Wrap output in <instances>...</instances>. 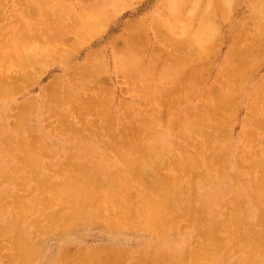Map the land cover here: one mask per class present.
Wrapping results in <instances>:
<instances>
[{"label": "rangeland", "instance_id": "1", "mask_svg": "<svg viewBox=\"0 0 264 264\" xmlns=\"http://www.w3.org/2000/svg\"><path fill=\"white\" fill-rule=\"evenodd\" d=\"M40 1H38V0H25L24 1L23 0V2H22V0H0V3H3V4H0V6H2V8L0 7V17H1L0 18V30H2V31H0V58H2L0 63L3 60V63H1V66H0V77H1V79H4L3 75H5L6 68L8 67L7 64H10L12 66V67L10 66L7 68V73H8V71H9V73H13L9 76L15 75V80L13 78L14 76L12 77V79H11V77L8 76L9 73L6 75V78H7L6 81L0 79V85H1L0 89L5 86V88L7 90L11 91L9 93H7V91H6L5 95H4V91L6 89L3 88L4 91H2V89L0 90V93H1L0 94V118L2 119V120L0 119V133H1L0 134V145H1L0 151L2 152V153L0 152V169H1L0 170V193H1V195H0V198H1V200H0V210H1L0 211V229H2V228L4 229V230H0V243H2V244H0V263L3 262L1 264H9L10 258L12 256L14 257L15 254H16L15 257H17V254H18V256L20 255L19 257L23 260L19 261L18 260L19 257L16 259L13 258V260H14V261L12 260L13 264H21V262H22V264H25V263H27V264H53V263L54 264H60V263L64 264L65 258H66V261L68 262L67 264H69V262H70V264H79L78 260L82 261V260H80L81 258H83V259L88 258L87 259L88 263H86V264H90V263L91 264H102V263L106 264L108 261H109L108 264H132V263L136 264L135 261L136 260L138 261V259H140V258H138L139 256H141V258H143V261H145L147 259H148L147 261H150L149 258L152 257V259H151L152 262H150V264H153L155 262V260L158 259V256H159L158 260H160V264H164V262H166V264L168 262H169L168 264H192L191 260H192V258H194L192 253L195 254L194 252H192V249H194L195 252H198L197 249H199L200 250L199 252H202L204 254L205 250L202 249V245H206V243H208L207 245L209 246V248L214 246L215 241L214 242L212 241L213 244L209 245V243H212L210 241V240H212V238L211 237L208 238L206 234H208V232H211L210 229L215 230V227H216L217 236H219V235H220L219 237L222 236L223 240L220 242L221 239H219V241L217 242L219 244L218 250L216 248L218 245L217 243H215V244H217V245H215V248L214 247L211 248V251H212V249H213V251H215L214 249L217 250L214 253L215 256H211L213 254V251H212V253L210 250H209V252L207 251L206 253L208 255L210 253L211 255H209V256L213 257V258H211L212 260L210 259L209 261H207L206 258L208 259V257H207L208 255L205 256V254H204L205 257L201 259L200 258L201 256H199V254L201 255L202 253H196L195 255H198V261H196V262H198L199 264H225V262H226V264H244L243 260L246 262L247 260L245 258L249 257V259L251 261H252V259L255 260L256 258H258V260H255L256 263L253 260L252 264H264V253H263L264 247H262L263 249H261V247H260V245L262 246L263 242L256 241L254 239V237L248 238L250 241L247 238H242L243 240H241V241L239 240L238 245H237V244H235L237 242L236 239H239L240 237L236 238L234 236V234L232 233V229L234 230V228H235L236 232H239L242 228H240L238 226L239 227V229H238L237 225H234V224H230L231 227L230 228L228 227L229 223H232V218H233L232 216H234L235 213H237V209L240 206L242 209L244 208V210H242L239 207V209H241V213H239V214H240V216H242L244 218L246 225L251 226L252 228H254V230H260L261 231L263 229L262 232L264 234V194H263L264 193V169H262V170L260 169V168H264L263 167V165H264V154H263L264 153V151H263V149H264V118L262 117V116H264V102H262V100H264L263 99L264 98V96H263L264 90L263 89H262L263 91L261 90V88H264L263 87L264 86V76H263L264 75V0H115V2L117 1L116 4H115L114 0H105L106 4H105L104 0H103V2H102V0H100L101 3H99V0H42V3H40ZM43 1H44V3H43ZM48 1H51L50 4L48 3ZM113 2H114V4H113ZM23 3H25V6ZM39 3L42 4L41 6H43V5L46 6V4H47V6L51 5V7H50L51 12L47 11L48 12L47 13L46 11L43 10L44 8L48 9L49 6H48V8L45 6L41 7ZM33 4L35 5L37 10H35L34 7L32 8ZM28 5H30V6H28ZM99 5L101 8L99 7ZM95 6H97V7H95ZM102 6L103 7L105 6L104 7L105 10ZM159 6H161V7L159 8ZM19 7H21V8H19ZM60 7L63 9L65 8V9L63 10ZM163 7L165 8V10ZM16 8H18V9H16ZM55 8H56V10H55ZM102 8H103V10H102ZM162 8H163V10L161 11L160 9H162ZM57 9H59V10H57ZM99 9H101V12ZM158 9L160 12L158 11ZM62 10H63V12H62ZM86 10H87V13H86ZM98 10H99V13H98L99 18H97L98 16H96V21L93 20L91 22V24L93 23L92 25H90V23H86V21L92 20L90 18L94 17L93 15H92L93 16L92 17L91 14L95 13L94 15H96ZM31 11H32V13L34 11L35 12L37 11L38 13H36V14H38V15H36L35 12L33 13L34 15L31 14ZM88 11H91V12H88ZM59 12L61 13V15L63 14L61 19L58 18L60 16ZM29 13H30L31 17H30V15L29 16L27 15ZM80 13H84L83 14L84 17H86V16L88 17V13H89V15H90L89 20L88 19L85 20L86 18L83 19L82 14H80ZM14 14H15V16H14ZM47 14H48V16L50 14L49 19H45V18H47L46 17ZM99 14L102 15V17L104 15H106V16H104L106 20L104 19V17H103L104 20L100 19ZM163 14H165V15H163ZM167 14H169V15H167ZM252 15L254 16V20H253ZM32 16H34V17L38 16L37 17L38 23H37V20L33 21ZM51 17H52V21H53L52 23H51V21L49 22ZM249 17H251L252 19ZM16 18H18V19L21 18V21L17 20ZM140 18H142V19H140ZM162 18H164L165 20ZM42 19H45L46 23H45V20H43L44 24L41 23L40 21ZM97 19L100 20L101 22H104V23H102V25L100 24L101 26H99V23H97V21H98ZM169 19L171 20V22ZM246 19H247V21H246ZM10 20H11V23H10ZM23 20H24V22H23ZM83 20H85V22ZM143 21H144V24H143ZM154 21H157L156 23L160 26V28L162 30V31L157 30V33H158V31L161 32V33H158V35L160 34L161 37L160 36L158 37L157 33L155 32L156 29L154 30V27L157 26V24ZM243 21L245 22V24ZM34 22L37 23L35 25H36V27L38 25V28H36L35 26H34L35 29L33 28V25H31V24ZM79 22L80 23L82 22L80 27H79ZM152 22H154L155 26ZM50 23H51V25H50ZM73 23H74L75 27L72 28L71 26H73V25H71V24H73ZM85 23L88 25L86 26ZM20 24L22 25L23 30L20 27ZM45 24H46V26H47V24H49L50 25L49 27H51V29L45 28L44 27ZM128 24L131 26V28H129L130 31H128V32H131V34L129 35L130 37H131L132 33L133 34L136 33V36L138 34H140L142 37H144V42H145V39H147V35H148V39L150 42L148 43V39H147L146 43L148 46L147 47L145 46L146 50L143 49L146 52L143 51L144 52L143 53L142 51H138L139 50L138 48H134L135 44L137 47L139 46V45H137V43L138 44L142 43L141 46L144 48L145 43H143V41H142L143 38H142V40L140 39V41H138L137 37H134V35H132L131 38H128V36H127V33H128L127 30H129V29H127ZM132 24H133V26H137V25L140 26L142 29H140L139 31H141L142 33H139L137 31L138 27L132 29L133 28ZM66 25H68V26H66ZM96 25H98L99 28ZM242 25H244V27ZM83 26H85L86 28L83 29ZM142 26H144V27H142ZM152 26H154V27H152ZM17 27L21 28V29H18ZM67 27H69L68 28L69 31H68ZM78 27L80 30L77 32L78 33V36H77L75 33H76V30H78L77 29ZM90 27L93 29H91ZM94 27H95V29L97 28L96 31L91 32L92 30L93 31L95 30ZM100 27H101V30L99 33L98 29H100ZM242 27L243 28L246 27V28L244 30H242ZM24 28L28 33L24 31ZM81 28L83 29V32H82ZM71 29H73V30H71ZM143 29L146 32L142 31ZM163 29H165V30H163ZM245 30H247V31H245ZM17 31H19V32H17ZM24 32H25V34H23ZM85 32H86V34H84ZM143 32L146 33V35L143 36ZM10 33H11V35H10ZM66 33H68V34H66ZM91 33H93V35H95V36H93ZM22 34H23V36H22ZM27 34H29L31 37ZM34 34H36L37 38H39V39L35 38L32 40V38L36 37V35H34ZM84 35H85V37H84ZM234 35H236V36L234 37ZM11 36H13V38H11ZM14 36L15 37L21 36L20 39H21V41H23L24 44L20 41V39L18 37L15 38ZM63 36H64V38H62ZM86 36H88V38ZM141 36L138 35V37H141ZM190 36L191 37L194 36V38L193 37L191 38ZM199 36H201L202 39H200ZM117 37H118L119 41L117 40L118 41L117 44L114 45L115 44L114 42H116ZM30 38H31V40H30ZM188 38L194 39V40H192V42H191ZM250 38H251V40H249ZM24 39H25V41H24ZM73 39H76V42L78 40L77 44L73 43V42H75V41H73ZM128 39H130V40H128ZM133 39H136V40H133ZM186 39H188V41H190V43ZM195 39H197V40H195ZM252 39H255V40H252ZM6 40L8 41V43ZM10 40H11V42H10ZM131 41H133V42L130 43ZM17 42L19 45H21L20 48H22V49H19V47L18 48L16 47L18 45ZM26 42H28V43H26ZM121 42H123V45L125 46L124 50L122 48L121 49L119 48V45H120V47H123V46H121ZM198 42H199V44H198ZM248 42H250V43H248ZM253 42L258 45L257 47L255 46L256 48L254 47L256 50H258L257 52L255 50V52L257 54L254 51H252L254 49L253 48L254 44L251 45ZM48 43L51 44L50 47H48L50 45ZM236 43H239V45H241V44L243 45V46L241 45V47L239 46L240 49H242V50H240L238 48V50H240L239 52L237 51L238 54H237V52H234V50L231 51V55L233 54V56H234V57H232L229 53L230 52L229 50L230 49L232 50L235 47L237 50L238 44H236ZM247 43L250 44L249 48L247 47L248 46ZM8 44H11V46L12 45L13 46L10 47V45L8 46ZM27 44L30 45V50L34 49L30 53H29L30 50H28V49L26 50V48H29V46H26ZM74 44L77 46V48H75ZM131 44H132V46H131ZM234 44L237 46H235ZM72 45H73V47H72ZM34 46H36V47L34 48ZM52 46H54V47L56 46V50L54 49L55 51L53 49H51ZM141 46L139 48L142 49ZM233 46H235V47L233 48ZM244 46L246 47L245 48L246 52H245ZM39 47H41V48H39ZM57 47L61 48V49L59 48V50H58L59 53H61V52L63 53V51H66V50H68L67 51L68 53L71 52L69 54V57L67 56V58H66V55L63 54L64 56L60 61V59H58L55 54H54L55 56H53L51 54L52 50L54 51V53L58 54V52H57L58 48ZM115 47H117V49ZM153 47L157 51L156 53H155V51L153 52V49H154ZM47 48H48V51L50 53L49 56L47 55L48 52H46ZM16 49H17V51H16ZM38 49H40V51ZM119 49L123 50V51L126 50L127 53L125 52V54H124L121 51V52H119V54H121V53H123V54L119 55L117 53L118 52L117 50H119ZM133 49H135V50H133ZM93 50H94L96 55L92 54V53H94V52H92ZM100 50H102V52H99ZM163 50H164V53H163ZM20 51H22V52H20ZM41 51L45 52V54H43V56L40 55V54L44 53V52L40 53ZM177 51H179L180 54H182L180 56L183 57V58L181 57L183 59V61L186 60L187 63H190V64L187 65L186 63H184V65H182V66L178 65L179 64L178 62H181V64H183V63H182V60H180L181 58H179L180 56L178 57V60H175L177 57L176 55H179L178 54L179 52H177ZM241 51H242V53L244 51L243 54H246L249 52V54H246V55H247V57H250V58L248 59L242 53H241L242 56L244 58L246 57L247 59L246 58L244 59L242 56H240ZM18 52H19V54H21L20 56H18ZM24 52L26 54H24ZM27 53H29V54H27ZM64 53H66V52H64ZM102 53H103V55H101V56H103L104 59L103 58H102L103 60L99 59L101 61V63H100V61H97V59L99 58L98 56H100L99 54H102ZM136 53L142 54L141 56L143 57V61L139 60L140 57L138 55H136ZM234 53H235V55L237 54V56L239 55L240 57L238 56V58H236ZM143 54H145V55L143 56ZM251 54L252 55L254 54V57L251 56ZM25 55H26V58H24ZM90 55H92L94 57H92ZM115 55H117L118 57ZM123 55L127 56V59L121 58L122 61H120L121 59L119 57H121V56L124 57ZM160 55L162 57V60L166 59L165 58V55H166L167 59L164 60L165 61L164 63L167 62V64L171 63V65H173V63L171 61L169 62V60H172L174 63H177V65L179 66L180 69L182 67H184V69L182 68L183 70L179 71V69L175 67L176 64L172 68H171V65L169 67L166 64H164V66L166 65L165 67H168L169 69L174 70V72L176 69V72L179 71L180 74H182V75H176L175 73H173V74H175L173 76V78L174 77L175 78H174V80H172L173 79L172 76H169V74H167L170 71V70L168 71V68H161L162 71L164 69L165 74H164V72L163 73L161 72L162 74H164V76L159 75V74H161L160 73L161 70H160L158 65H160V66L162 65V64H160L161 63L160 61H162V60L159 61V59H161V58H159ZM162 55H164V59H163ZM168 55H169V58H168ZM256 55H258L257 56L258 59L255 58ZM3 56H5V57H3ZM33 56L38 58L39 64H37L38 63L37 58L35 59V61L37 63L33 61L35 58ZM52 56L55 57L57 60L55 58H53V60H51ZM101 56H100V58H101ZM227 56L230 57L231 60H229V58ZM6 57L8 58V60L10 59L9 63H8V60H6ZM16 57H18V59H16ZM251 57L254 59H252ZM22 58H24V59L21 60ZM28 58H31L30 59L31 62ZM92 58H94V59H92ZM154 58H155V60L158 58L159 62H157V64L158 63L159 64L158 65L156 64L157 65L156 67L159 68V71H158V69H155L156 67H154V65L157 61L156 60L155 62H153ZM173 58H175V59H173ZM235 58L237 60H235ZM25 59H26V61L29 60L28 63H25L26 62ZM43 59L44 60L46 59V60L42 61ZM5 60L7 63L5 62ZM13 60H18L19 62L18 61L14 62ZM40 60H41V62H40ZM91 60H93L94 63H93V61L91 62ZM130 60H132L133 62L137 61L138 64H140V65L143 64L141 62H144V63H146V66H145L146 68H142V66L139 65L140 69H138L139 67L136 69L134 68L136 70L135 71V70L131 69V68H133L132 67L133 64H131L132 61H130ZM247 60L249 62H247ZM224 61H225V63H223ZM230 61H232L233 63ZM236 61L238 63H236ZM33 62L37 66H34V64L31 65ZM124 62H127V63L124 64ZM137 62L135 65H137ZM257 62H258V65H257ZM15 63H16V66H14ZM19 63L20 64L22 63V64L20 65ZM24 63L26 65H29V63H30L29 68L27 66H24L25 65ZM89 63H90V65H89ZM95 63L98 66L100 65L98 67L99 69L97 68L96 65H93ZM98 63H100V64H98ZM121 63L124 65V68H123V65ZM153 63H154V65H152ZM241 63L242 64L247 63V64L245 66V64L242 65ZM86 64H87V68H85ZM101 64H102V67L104 66L103 67L104 69L101 67ZM126 64H128L127 67H126ZM199 64H203V66H204L203 68L206 67L205 70L202 69V67H200L202 69V71L203 70L205 71L204 72L205 74H201V73H203L201 71V69H200V72H197L198 67L196 68V66ZM223 64H226L227 67L225 68V65L223 67ZM234 64L235 65L239 64L240 66L242 65V68H244V69H240L239 66L236 65L237 66L236 67ZM81 65H82V67H80ZM252 65L255 67L253 68ZM88 66H91L92 70L96 69V71L94 70V73L98 71L97 74L94 75L93 72L91 73V71L89 70L90 75L88 76V74H87L88 72L86 70V69H89ZM234 66H235V70H233L234 77L238 76L237 80H239L240 83H239V81L238 82L236 81V78L233 80V81H235L236 84H239L238 85L239 88L236 87V84H233V87H230L231 91L233 90V92H232L233 96H232L229 91L227 93V90H229V89H227V88H229V86H227V85L228 84L231 85L233 83V81H231V80H230L231 84L228 81L229 76H230V78L232 77L231 79H233V76H232L233 73L231 72L229 75L226 71L227 70L232 71L230 69H234L233 68ZM36 67H38V68H36ZM41 67L42 68L44 67L45 70H44V68L42 69ZM78 67H80V68H78ZM93 67H94V69H93ZM143 67H144V65H143ZM194 67L196 69V70L195 69L194 70L196 71L197 75H199L200 77L204 76V77H202L203 80H202V78H200L202 81L198 77H197L198 79L196 78L197 75L195 73H193V74L196 76L195 77L192 76L191 72L194 71V70H192V68H194ZM12 68H16V69H12ZM27 68H28V70L30 69L29 71L31 73L27 70ZM83 68H85V69H83ZM238 68L241 71L243 70L245 72H243V71L240 72V70ZM250 68H251V70H250ZM2 69H4V70H2ZM79 69L82 70L83 73L85 71V74L83 75ZM125 69H129V71L126 72ZM137 69H138V71H137ZM142 69H144L143 74L141 73ZM153 69L155 71L157 70L155 73L153 72L154 74L158 73L157 76L153 75V73H152ZM177 69H178V71H177ZM236 69L239 71L237 72ZM132 70L134 72H137V73L136 74L133 72L130 73V71H132ZM26 71L29 72L30 78L27 76L28 72L26 73L27 75L25 74ZM33 71L34 72L36 71L35 74H33L34 73ZM40 71H42V72H40ZM38 72H40V73L38 74ZM71 72L73 73V75L71 74V77H70L69 75ZM253 73L256 76L253 75ZM19 74H20V76H22L21 80L19 78L20 77ZM173 74H171V72H170V75H173ZM241 74H243V75H241ZM85 75H87V77ZM167 75H168V79H170V81L168 79H164V78H167L166 77ZM184 75L188 76V78H187L188 80L186 78H184ZM24 76H26V78H28L29 80H26V78ZM92 76L93 77L95 76V77L93 78ZM31 77L33 79H31ZM157 77H160V78H157ZM191 77H193L194 79ZM262 77H263V79H261ZM71 78H72V80H71ZM190 78L193 80H189ZM247 78H248V80H247ZM34 79H35V81H31L32 82L31 84L23 82V80L29 82L30 80H34ZM90 79L92 82H88V80L90 81ZM144 79L147 80L146 81L147 85H146V82L144 84V81H145ZM241 79H244V80H241ZM11 80H14V84H13L14 87L21 88V86H20L21 84L23 87L20 90L18 89V91H17V89L15 90V88L12 89L13 85H12ZM16 80H18L19 85L15 86ZM195 80H200L199 83H198V81H196L197 86H196V83L194 82ZM221 80H226L225 82H223V84L225 83L224 86H226L227 88L224 86H221L222 85ZM7 81L11 82V83H7ZM57 81H58V83H57ZM180 81H181V83H180ZM185 81L186 82L188 81V82L186 83ZM189 81H190V83H189ZM191 81H193V82H191ZM72 82H73V84H72ZM83 82L88 83V85H89V86H87L88 88L86 87L87 84L84 85ZM153 82L154 83L158 82V86L156 87V84H154ZM161 82H165L166 86H165V84H164L165 87L162 86L163 83H161ZM166 82H168V83H166ZM182 82L188 84L187 86H189V87H187V86L184 87L183 85H185V84H182ZM261 82H262V84H261ZM2 83L3 84L5 83V85L3 86ZM53 83H55L57 86ZM76 83H77V85H76ZM134 83H136V84H134ZM137 83H139V85H137ZM160 83H161V85H160ZM241 83H242V85H241ZM16 84H17V81H16ZM26 84H28V85H26ZM49 84H51V85H49ZM80 84H81V87H80ZM152 84H153V88L155 86L157 89V91H155L157 93L153 95L154 97L151 96L153 94ZM190 84H193V85L191 86ZM245 84H246V86H245ZM10 85H11V87H10ZM24 85H26V86H24ZM91 85L93 87L92 89H91ZM144 85H146V86L149 85L148 88H150V89L148 90V88L145 87ZM177 85H179L180 88L179 87L178 88L180 91L177 90L178 92L174 93V90H176ZM52 86L53 87L56 86L55 88H56V91H58V92H55V93H58L57 97H56V94L54 93L55 90L53 89ZM64 86L67 88H65ZM135 86H136V90H135ZM193 86H196L197 91ZM57 87L60 89L57 90L58 89ZM142 87H143V89H142ZM186 87L188 88V90ZM192 87H193V89H192ZM214 87L215 88L217 87L215 90L216 93H217V91H219L218 93H221L222 95L217 94L218 96H216V93L214 92V90L212 91V89H215ZM222 87H224V88H222ZM234 87L237 89H235ZM51 88H52V90H51ZM63 88H64V90L67 89V91H65V92L66 93L68 92V95L65 94ZM138 88H141L142 92H141V89H140V91L139 90L137 91ZM145 88H147V89H145ZM170 88H171V90H170ZM144 89H145V92H146V90L149 92L148 96H146L147 94H143ZM185 89L188 92L190 91V89H192L191 92H189L190 93L189 98L186 95L188 92L186 91L187 92L186 93ZM223 89L224 90L226 89V90L223 91ZM239 89H240V91H239ZM50 90L53 91V93L55 94L54 98H50V97H53V96H50V95H52V94H50L52 92H49ZM193 90H195V91H193ZM234 90H236V91H234ZM69 91H71L70 92L71 95L69 94ZM81 92H83V94ZM86 92H88V93H86ZM134 92L136 94H134ZM168 92H170V94H169L170 96L164 95V94H167ZM179 92H180V94H179ZM64 94L66 95V97L67 96L68 97L65 98ZM162 94L164 95L163 98H162ZM88 95H90V96H88ZM92 95L95 97L94 100L96 99V101H97V102L95 101L96 103L95 102L91 103V101H93V98H90V97H92ZM99 95H101L100 98H99ZM156 95H159V96H156ZM214 95L219 98L220 102L218 101V98L214 97ZM227 95L229 97H225ZM239 95H240V97H239ZM254 95H255V97H254ZM29 96L32 98H30ZM96 96L100 100H98L96 98ZM219 96H221V97H219ZM222 96L227 100L229 99L228 102L226 100L225 105H223L224 102L222 104V101H221V98H223ZM150 97L152 98V100H150ZM160 97L163 99L162 101H164V99H165V100H168V102H170V103L175 100L174 98H176V99L178 98L179 100L177 99V100H175L176 101L175 103L172 102L171 104L168 103L167 101H165V104L164 103L160 104V103H158L159 102L158 100L161 99ZM56 98L57 99L60 98L59 103H58V100L56 101ZM64 98L68 101H64L65 100ZM76 98H77V100H76ZM82 98H84V99L82 100ZM101 98H102V100H101ZM185 98H186V100H185ZM215 98L217 99L218 104L215 103L217 106L214 104V102H216ZM234 98L239 99V100H236ZM259 98H262V99H260V101L257 102L259 100ZM197 99L200 101H197ZM203 99L206 100L205 102L209 103V104H206V103L203 104V101H204ZM48 100H50V101H48ZM84 100H85V102H84ZM99 101H100V103H101V101H104V102L110 101V102L106 103V104L105 103L102 104L103 103L102 102L101 104H98L99 105L98 106L97 103ZM86 102H90L89 104H91V105L94 104L95 106L93 107V105H92V107L94 108L95 111L94 110L91 111L90 110V108L92 109L91 105H90V108H88V105H87L88 103L86 104ZM121 102L123 103L122 105H121ZM166 102L168 104H170L171 106L168 105ZM210 102L212 103V105L210 104ZM256 102H257V104H256ZM14 103H17V104H14ZM26 103H27V105H26ZM56 103H58L59 106H56ZM29 104H30V107L28 106ZM23 105H25V106H23ZM135 105L138 107H136ZM226 105H228V106H226ZM26 106H27V108H23V111H25V112H23V114H22L21 113L22 110L20 108L26 107ZM76 106H78V108ZM149 106H151V108H149ZM164 106H166L165 109H164ZM200 106H201V108H200ZM207 106H208V108H207ZM214 106H216V108L219 111H220L219 108H221L222 112H223V110L225 112V109H226V113L228 114L227 116H229L230 114L232 115V113L235 114L236 116L234 115L235 117L234 116L232 117L230 115L231 117L229 116V118L225 119L226 116H223V115H225L226 113L220 112L221 115L218 116L219 119L217 121L214 120L215 121V123H214L213 119L215 117L214 118L212 117L213 119L211 121V118L209 116L210 114H212L211 112L214 111L213 110L215 108ZM6 107L7 108L9 107V108L7 109ZM176 107H178V109H176ZM235 107H237V109H235ZM68 108H70V109H68ZM75 108H77V109H75ZM199 108H200V110L203 108L202 109L203 114L202 113L199 114V111H200ZM253 108H255V109H253ZM103 109L106 111H104ZM110 109L112 111H110ZM125 109H126V112H125ZM146 109H148V110H146ZM175 109L177 112H173V111H175ZM88 110H90V112H88ZM164 110H165V113H163ZM195 110H197V111H195ZM253 110H254V112H253ZM17 111H19L21 116L19 115V113ZM84 111H85V113H82ZM101 111H104V112L101 114ZM127 111L129 114L127 113ZM167 111H169V112H167ZM190 111H191L192 115L190 114V116H189ZM233 111H235V112H233ZM16 112L18 114H16ZM215 112H216V110H215ZM251 112H253L252 113L253 115L251 114ZM14 113H15L16 117H15V115L13 116ZM117 113H118V115H117ZM126 114H128L130 116H126ZM198 114H199V116H201L200 118L202 121L199 119ZM204 114H205V116H204ZM9 115H11V116H9ZM23 115H27L28 118L26 119V116L22 117ZM43 115H45V116H43ZM109 115H110V117H109ZM112 115H113V117H112ZM164 115L167 118V119H165L166 122H165V120H163L165 118ZM254 115H256V116H254ZM17 116H18L19 120H18ZM62 116H63V118H62ZM79 116H81L83 118L82 119L83 121L81 120V117H79ZM107 116H108V118H107ZM157 116L158 117L160 116V118L158 119ZM213 116H214V114H213ZM252 116H253V118H252ZM56 117H57V119H56ZM222 117H224V118H222ZM110 118H113V121ZM161 118H163V119H161ZM174 118H175V120L176 119L177 120L176 121L173 120ZM203 118L206 119L207 122H205V120H203ZM254 118H255V120H254ZM259 118H261L263 121L260 119L262 121L261 122L259 120ZM140 119H142V121ZM172 120L175 124H173ZM253 120L257 122V125H260V128L257 127L255 123L250 125L251 122H253ZM14 121H20V122H18L19 125H20V123L21 124L24 123V124H22L21 126H19L18 124L15 125L17 122L14 123ZM24 121H26V123ZM61 121H64V122H61ZM178 121H180V122H178ZM195 121L197 123H195ZM8 122H9V124H8ZM84 122H86V123H84ZM204 122L206 124L207 123L209 124L211 122L209 125L213 124V125H211L212 128H210L211 126L205 125ZM220 122L222 123V125H218V123H220ZM106 123H107V125H106ZM146 123H148V124H146ZM44 124H46L47 126ZM70 124H72V126ZM190 124H191V126L193 125L197 129L192 128L193 126L191 127ZM215 124L217 127L220 126L218 129L216 128L217 130L215 129V127H213ZM228 124L232 125V129L230 126H227ZM254 124L256 127L254 126ZM12 125L18 129H16ZM67 125H69V126H67ZM155 125L157 128L155 127ZM173 125H175V126H173ZM51 126L53 127L54 130L52 129ZM81 126H83V127H81ZM97 126L98 127L100 126V128H98ZM105 126H106V129L107 128L110 129V131L108 133H110L111 136L106 132L108 129L105 130ZM133 126H134V128H133ZM138 126L139 127L141 126L139 128L140 131L138 129L139 133H137V130H136L138 128ZM143 126H145V128ZM189 126H190V129H189ZM199 126L203 127L202 128L203 130ZM67 127H68V129H70L69 127H71V129L68 130V129H66ZM63 128H65V129L63 130ZM205 128L208 132H206ZM224 128L228 132L225 133L226 135L223 137L222 135H224V131H223V130H225ZM19 129H21V130L18 131ZM194 129L196 130V132L192 131ZM212 129H214V130H212ZM220 129H223L222 132ZM253 129H254V131H253ZM72 130H74L75 133ZM121 130H122V132H121ZM148 130H149V134L151 133L150 135L145 134V132L148 133ZM204 130L206 133L204 132ZM255 130H256V132H255ZM92 131H93V133H92ZM135 131H136V134H135ZM200 131H203L205 134H207V136L206 135L204 136L205 137L204 139L211 140L210 143L212 144V146L210 143H205L206 140L203 139L204 133L201 135ZM210 131H212V132H210ZM250 131L251 132L253 131L254 132V133L252 132L253 135L255 134L256 136L250 138V136H249V134L251 133ZM96 132H98L97 135H96ZM128 132H129V134L131 132V135H133V137H130L129 134H126ZM141 132H143V133H141ZM197 132H199V134ZM50 133H51V135H50ZM209 133H210V135L208 136ZM19 134H20V136H19ZM164 134H166V135H164ZM168 134H169V136H168ZM180 134H182L181 135L182 137L179 136ZM193 134H194V136H191ZM29 135H30V137H29ZM45 135H47L46 136L47 139L45 138ZM53 135H54V137H53ZM126 135H127V138L129 141L130 140L132 141L134 139V142L130 141L131 143L130 142L128 143ZM135 135H139V136L134 137ZM199 136L201 138H199ZM211 136H213L212 139H210ZM111 137H113V138H111ZM150 137H153V139ZM44 138H45V140H44ZM124 138H126V139L124 140ZM135 138H136V140L138 139V141H136ZM141 138H142V140H141ZM195 138L198 140H196ZM223 138H224V140H223ZM252 138H255V139H252ZM213 139H214V141H213ZM248 139H252V140H250L249 144L246 145L248 143L247 142ZM261 139H262V141H261ZM165 140H167V141H165ZM189 140L193 141L192 145L189 144L191 142V141L189 142ZM10 141L12 143L11 146L9 145ZM19 141H20V144H19ZM21 141H24V142H21ZM115 141L118 142V144H120V145L118 146V144ZM125 141H127L128 145L125 144ZM186 141H187L188 145L186 144ZM199 141H201L202 143L201 142L199 143ZM222 142H225V143H222ZM136 143H138V144H136ZM198 143H199V148L197 147ZM251 143H253V144H251ZM121 144H124V146ZM129 144L131 145V147L132 146H136L139 148L141 147L140 148V150H142L141 155H139L138 149L133 150ZM206 144H207V146H208V144H210L211 147L210 146L209 147L213 150V152H211L212 151L211 149L207 148ZM20 145L22 146V148ZM32 145H35V146L32 148ZM40 145H42V146H40ZM116 145L118 148L115 147ZM153 145L155 146V148ZM204 145L206 146V149H205ZM216 145H217V147H216ZM219 145H220V147H219ZM5 146H7V147L10 146L11 149L6 148ZM13 146H14V148H13ZM128 146L130 147L131 151L133 150L136 153L134 156L135 159L133 158V156L132 157L130 156L131 165H130V160H129V155H128V154H130L131 151H130ZM181 146H182L183 150H186V149L188 150V151L187 150L184 151L185 157H187V159H188V160L186 159V161L190 162L193 159V157H195L193 155L198 153L196 155L198 160L193 159L192 160L193 163L190 162L192 165L194 163H196V161L198 163V165H196L197 163L194 164V167H195V165L197 167H195V168L192 167L191 169H194L192 171H190V169H189L192 166V165L190 166L189 162L187 165L185 159L181 160L178 158V157L182 158V155H183ZM25 147H26V149H24ZM27 147L30 148L31 150L28 149ZM38 147L41 148V150ZM124 147H128V148L125 149ZM178 147L180 149H178ZM43 148H45V149H43ZM215 148H217V149H215ZM53 149H55V150H53ZM146 149H148V151H150V153L152 152V154L155 153V151H157V153H155V155L153 154L154 158L155 157L156 158L155 159L153 158V160L151 159V162H147L146 159L148 156L145 158L146 154L149 153L146 151ZM257 149H258V152H256ZM22 150L24 152H22ZM199 150H200V152H199ZM214 150H215V152H214ZM11 151H12V153H11ZM14 151H15V153H14ZM143 151H145L147 153L144 152L145 153L144 154ZM193 151L194 152L196 151L197 153L195 152V154H194ZM25 152L27 153V155ZM42 152H44L46 154H44ZM117 152H119V154H121V158L118 157L120 155H117L118 154ZM208 152L209 153L211 152L209 161L206 160V159H208L206 156L207 155L209 156ZM229 152H230V154H228ZM50 153H52V154H50ZM176 153H177V155H176ZM216 153L222 154V155H219V157L217 156L215 158L217 160V162H216V160L214 161V159H213L215 157V156L213 157V155H217ZM132 154L134 155V153H132ZM106 155H108V156H106ZM190 155L193 157L191 158ZM137 156H142L143 159H141V157H139L138 160H140V161L137 162L136 161ZM160 156H161V158H160ZM170 156H171V158H170ZM149 157H151V156L149 155ZM149 157H148V161L150 160ZM158 157H159V159H158ZM183 157H184V155H183ZM4 158H6V159H4ZM176 158H178V160ZM189 158H191V159H189ZM219 158L221 159V161ZM18 159H20V160H18ZM41 159H42V161H41ZM167 159H168V162L166 161ZM174 159L177 160L175 162L178 164L177 166H180L182 168L181 162H183V166H189V167L188 168L183 167L184 170L183 169L181 170V168L178 167L177 168L178 171H177L176 169L173 168L175 166L174 165L175 163L170 162V160H174ZM224 159H225V161H224ZM3 160H5V161H3ZM35 160H37V162ZM155 160L158 161V163H156ZM64 161L68 162V167H66L67 165L64 164ZM70 161H72V162H70ZM132 161L137 162V163L136 162L134 163L137 167L135 166L136 171L133 170V168H130L133 170V171H131V173H133L134 171L137 172V177L139 176L138 174L140 173V177H142L141 179H143L145 181V183L141 184L139 182L141 180L139 177H138L139 181H138V179L136 180L137 177H134V175H136V173H134L132 175L129 173L130 171L129 172L127 171V168H129V167H127L125 164H127L128 166L130 165V167H131V166H133ZM240 161L242 162V164H240V166H238ZM244 161H245V163H244ZM253 161H255V162H253ZM39 162L41 163V165ZM67 162H65V163H67ZM75 162L77 164H75ZM55 163L58 164V166ZM73 163L75 164L76 167H78V170L74 171L76 167L74 166ZM165 163H167V166L164 167ZM199 163L201 165H199ZM206 163L209 164V167L207 166ZM218 163L220 164L221 167L218 166L219 165ZM24 164H25V166H24ZM141 164H143V166ZM7 165H9V166L6 167ZM59 165H61V167ZM95 165L97 166L98 169L97 168L95 169V167H96ZM104 165H106V166H104ZM93 166H95V167H93ZM153 166L154 167L158 166V167L154 168ZM161 166H163V167H161ZM48 167H50V168L48 169ZM62 167H64V168H62ZM140 167H142L144 171H142V168H140ZM258 167H260V168L258 169ZM9 168H10V170H9ZM80 168H82L86 172H84L82 174L83 170ZM18 169H19V171H17ZM59 169H61V172L60 171L58 172ZM114 169L116 171H114ZM117 169H118V171H117ZM124 169H126V170H124ZM130 169H128V170H130ZM137 169L139 171H137ZM218 169H220V170H218ZM92 170H94V172ZM120 170H121V172H123L122 175L120 173ZM179 170L181 171L180 174H179ZM185 170L187 172H185ZM79 171H80V173H79ZM182 171H183V174L184 173H186V174L183 175ZM193 171L195 172L194 174L191 173ZM220 171H221V174H220ZM54 172H55V175H54ZM71 172L73 174H75L74 175L75 178L74 177L71 178V175H73V174H70ZM96 172H97V174H96ZM110 172H113V174H116V172H118L117 174H120L119 176L116 175V180L120 185L116 182V180H114V181L112 180V178L114 179V175H112V173H110ZM89 173H91V174H89ZM161 173H166V175H165L166 177L161 176L162 175ZM260 173L263 176H262V180L259 179L260 180L259 181L257 177L259 176L261 178ZM46 174H47V176H46ZM86 174H87V177H86ZM141 174H143V175H141ZM202 174H204V175H202ZM224 174H225V176H224ZM251 174L253 175L252 177H251ZM24 175H27V177L26 176L24 177ZM30 175H32L33 177ZM43 175H44V178L42 179ZM167 175H169L168 178H167ZM178 175H180L181 177L183 175V177L178 178L179 177ZM191 175L192 176L196 175V176L191 178ZM48 176L50 178H48ZM120 176H122L123 178ZM176 176H178V177H176ZM31 177H32V179H31ZM93 177L94 178L96 177V178L94 179ZM14 178H16L17 181ZM26 178H28V179H26ZM67 178H68V181L70 182L69 185L71 186V187H69V185L66 184L68 186V188H70V190H68V188L66 187L67 191H69L68 194H67V191L64 187L65 183H66L64 181H67ZM121 178H122V180H121ZM128 178H129V180H128ZM165 178L168 182L165 181ZM176 178H178V179H176ZM193 178H194L195 182L192 181ZM224 178L226 179V181ZM2 179H4V180H2ZM45 179H46V181H44ZM78 179H80V180H78ZM102 179H104L106 184L103 182ZM126 179L128 180L129 184L125 183ZM148 179H150V180L148 181ZM39 180L41 181V186H40V183L37 184L39 182ZM18 181H20L21 183L19 184ZM22 181L25 184H23ZM61 181H63L62 183L64 185L61 183ZM108 181H110L109 184L107 183ZM136 181H138V184ZM144 181H142V182H144ZM152 181L153 182L156 181V185ZM16 182H18L19 185H16L17 184ZM49 182H51V183H49ZM80 182H83V183H80ZM151 182H152V185H151ZM226 182H227V184H226ZM43 183H49V184H43ZM57 183L62 185V186L60 185L59 190H57L58 188L54 189L55 187L59 186V185H57ZM71 183H73V184H71ZM97 183H98V185H97ZM163 183H165V184H163ZM192 183H194V185ZM261 183L263 184L262 186L259 185ZM2 184H4V185H2ZM52 184L55 186L52 187L53 186ZM107 184H108V186L110 184H112L111 187L110 186L109 187L112 188L113 193L116 192V190H117L118 194H113L111 192L112 196H114V197H112L110 193H109L110 196L107 197L108 192H109L108 190L110 189L106 186ZM116 184H117V186H116ZM144 184H147V188L148 187L149 188L145 189V187L143 186ZM252 184L254 186H252ZM44 185H47V186L52 185V186L51 187L48 186L47 187L48 189L45 191V193H43L44 189H41V188L44 187ZM96 185L98 187V189H96V191H98V192H96V194H95V193H93V191L95 190L94 188H97V187H94ZM104 185L106 186L105 188H103ZM161 186H163L164 188ZM223 186H224V188H223ZM22 187H24V188H22ZM33 187L35 189L32 191ZM62 187H64V188H62ZM117 187H118V189L122 188L123 191H120V189L118 190ZM124 187H126V188H124ZM167 187H169V188H167ZM195 187H196V189H195ZM210 187H211V189L212 188L213 189L211 190ZM237 187H238V189H237ZM240 187L241 188L243 187V188L241 189ZM44 188L46 189V187H44ZM51 188L54 189V193H53V190ZM106 188H108V189H106ZM154 188H156L155 191L157 194L153 191ZM165 188H167L169 191ZM39 189H41L40 191H43V192H41L43 197H40V200L42 198L41 201L43 202L44 205L41 204V201H39V197L34 198V197H36V195L40 196V191H38ZM125 189H127L126 192L124 191ZM139 189H141L142 191H140ZM157 189L164 191V193H162V194H165L164 195L165 200H163L162 197H164V196L162 194H161L162 196L158 194L157 191H160V190H157ZM55 190L58 191V193ZM5 191H7V192H5ZM30 191H32V192H30ZM80 191H81V193H80ZM119 191L121 194L119 193ZM127 191H129V192L133 191L132 193H135V194H133L134 195L133 197L134 198L138 197L137 199H135L137 201L130 199V198H132V196L130 197V195H131L130 194L128 196V199H129V202H128L127 196H126ZM144 191H145V194L143 193ZM162 191H160V192H162ZM16 192H18V194L20 193L19 195H21L22 193H23L22 195H25L23 200H22V196H17V199L15 198L20 204L19 203L17 204L13 201L14 200L13 194ZM34 192H35V194H33ZM59 192H62V193H59ZM64 192H66V194ZM26 193L28 194V197H26ZM90 193H92V195H90ZM122 193L125 195L122 196ZM147 193H148V195L150 194L149 195L150 197L148 195H146ZM195 193L197 196H195ZM3 194H4V198H2ZM51 194L54 195L56 198L54 196H52ZM64 194H65V196H67L66 198H65ZM58 195H60V196H58ZM44 196L48 197L47 200H49L50 197H54L57 200L50 198L52 201L49 200V206H48V203H46L47 197L44 199ZM88 196H92V197H90L88 199ZM117 196H118L119 200L121 198L125 197L123 200V203H125L127 201L128 203L126 202V204L128 206H129L130 202H133L132 203L133 205L131 204V206H129L130 207L129 210L125 209V207H128V206L125 204L123 205V203H122V205L120 203H119V205H117L118 202L117 203L115 202V200L117 201V199H118ZM141 196L143 198H144V196H146L147 198L149 197V198L147 199L145 197L144 200L146 199V201H144L143 203H140L143 201L142 200L143 198ZM192 196L193 197L195 196L196 200H195V198H192ZM15 197H16V195H15ZM31 197H33V200ZM60 198H63V199H60ZM111 198L112 199L115 198V200H113V201H114V203H116V207H115V204L112 203V201H110ZM153 198L154 199L157 198V199H155L156 201L153 200ZM101 199H102V201H101ZM105 199H108V200L110 199L108 201L109 203L106 202ZM138 199L142 200V201L139 202ZM192 199H194V203H193ZM34 200H36V202H37V203L35 202L36 204L33 203ZM44 200H46L45 203H44ZM53 200H55L54 203H53ZM83 200L85 201V204L87 201L86 206L84 205L85 207L84 206L81 207V205H80L81 203H84ZM130 200H132V201H130ZM149 200H151V202L154 204L153 206H151V203L149 204ZM22 201H23V204H22ZM93 201L95 202L96 205L97 204L100 205L99 204V201H100V203H101L100 207L98 206L99 207L98 208L97 206L94 207L93 204L91 205V202H93ZM163 201L166 204V206H165V204L163 205ZM70 202H72V203H70ZM119 202H122V200H120ZM134 202L135 203L138 202V203H136V205H134L135 204ZM2 203H4V204H2ZM14 203L19 205V206L15 205ZM24 203H25V205L27 204V207L24 206ZM30 203L32 204V206L34 208L32 206H30L31 205ZM107 203L110 205L111 208L108 207L109 205L107 206ZM159 203H161L163 206L160 207L159 205H161V204H159ZM78 205H80V206H78ZM138 205H140L139 207H142V208L140 209L138 207ZM142 205H146V206H142ZM43 206H45L47 208V209L45 208L46 210H44L46 212L45 215L47 217L44 215V213L42 211ZM117 206H119V208H118L119 210L121 209L122 212L121 211L120 212H121L122 216L123 215L125 216V213H123V211L125 209L127 214L125 217L124 216L123 217L126 221L124 219H123L124 221H122V216H121V218L119 217V215H120L119 210H118L119 214L116 215L117 211L115 212L114 210H117V209H115V208H117ZM121 206H124V207L122 208ZM154 206H155V208H157V207L158 208L155 210ZM167 206L169 208H167ZM194 206H195V209L192 211V207L194 208ZM77 207L81 208L80 211H83L80 217H78V216L80 215L81 212H79V214H77V213L74 214L75 210L77 212L79 211L77 209ZM235 207H237V208H235ZM30 208H32V210ZM54 208L56 210L61 208V209L57 210L59 215L61 213L60 216L55 217L54 214L57 211L56 210L54 211ZM138 208H139V210H138ZM143 208L145 210L147 209L148 212H145V210H143ZM152 208H154V209H152ZM232 208H235V209L231 210ZM17 209H18V211H17ZM20 209H22V210L20 211ZM73 209H75V210H73ZM109 209L112 210V214H114V212H115V215L112 216V214H110L111 215L110 216L109 215ZM132 209H133V211H132ZM150 209L153 211H149ZM101 211H103L105 214ZM159 211H161V212H159ZM168 211H170V212H168ZM178 211L179 212L181 211V212L179 213ZM226 211L227 212L229 211L228 214H226ZM39 212H40V215H39L40 220L38 221V220H35L36 219L35 217H37V219H38ZM130 212H131L132 218H130L131 217ZM233 212H234V215H233ZM68 213H72L75 216L77 215L76 217H78V218H76V220H75V218H72L73 215L71 214V216H72L71 217ZM150 213H152L153 216ZM159 213H160V217H158ZM48 215H49V218H51V221L49 220ZM56 215H57V213H56ZM64 215L69 216V217L66 216L67 218H69V221L66 218L64 219V217H63ZM108 215L110 216L109 218H111V219L108 218ZM133 215H135L137 217H135ZM143 215H145V216H143ZM223 216H224V218H223ZM44 217H46V218H44ZM54 217L56 219H54ZM58 217H59V219H58ZM112 217L114 218V222H112L113 221ZM118 217L120 219H118ZM126 217L128 218V220ZM147 217L152 218V219L151 220L146 219ZM144 218L146 220L142 221V220H144ZM155 218L158 220H153ZM227 218H229V219H227ZM52 219L56 220V221L54 222V221H52ZM64 220H66L65 221L66 222L65 227L63 226L65 224L63 222ZM71 220H73V222H71ZM110 220H111V222H110ZM161 220H163V221H161ZM172 220H175V221L177 220V222H173ZM217 220H219V223ZM229 220H230V222L228 223ZM31 221L33 223H30ZM34 221H36V222H34ZM42 221H43V223H42ZM195 221L197 223H195ZM224 221H225V225H224ZM52 222H54V223H52ZM68 222H70V223L67 224ZM82 222H84V223H82ZM99 222H100V224H98ZM124 222H127L126 223L127 225L124 224ZM137 222H138V226L139 227L141 226L140 228H136V227H138ZM167 222H169V223L166 224ZM188 222H189V224H188ZM226 222L228 223V225ZM46 223H49L50 225H52L51 227H50V225L48 226V227H50L49 233H47V229L49 230V228H47V226L45 225ZM110 223H111V225H113L112 227H110L111 226ZM58 226L59 227L61 226V232H59L60 229ZM218 226L220 228H218ZM232 226H234V227H232ZM4 227H6V230ZM20 227L22 228V230ZM45 227H46V231H45ZM179 227H180V229H179ZM14 228H18L19 229L18 232L20 234L17 235L18 232ZM56 228L59 230H57ZM160 228H161V230H159ZM13 229H14L15 233L17 232L16 233L17 236L15 239L16 240H22L23 239L22 240L23 242H21V243H19L20 241L17 242V245L20 247L13 244L14 240H15V239H13L12 244L18 247L17 250L14 249V248H16L15 246L13 248L12 247L13 245L10 244L13 236L15 237V235L13 233ZM42 229H44V230H42ZM206 229L208 232L206 234H203L206 232ZM28 230H29V232H28ZM34 230H35L36 236L33 235ZM40 230H42V231L40 232ZM199 230H201V232ZM44 231L47 233V235L49 234L48 235L49 239L46 238V233H44ZM81 231H84V232H81ZM55 233H59V235L55 234ZM200 233H202L203 236L205 237V238H203L206 242V243L204 242V244H202L204 240L202 241V236H201L202 234L200 235ZM229 233H231L236 239H234V237L231 236V234H229ZM111 234H113V236ZM263 234H261L260 237H262L264 239ZM20 235H22V236L24 235L25 237L23 236V238H22ZM72 235H73V237H72ZM188 236H190L191 238ZM4 237H5V239H4ZM18 237H19V239H18ZM260 237H258V238H260ZM1 238H3V239H1ZM32 238H33V240H32ZM232 238H233V241L235 240L234 247L237 245L238 251H236L237 247H235V248L232 247L233 246ZM118 239H120V240H118ZM245 239L248 240V243L247 244L245 243L246 245L244 244ZM73 240H75V241L73 242ZM246 240H245V242H246ZM257 240H259V239H257ZM31 241H32L31 244L34 245V247L33 246L28 247V245H27L28 243L30 244ZM197 241H199L198 243H200V245H201V247L199 246L200 248H198L199 244L197 243ZM254 241H256L255 243L258 246V248L256 247V245L254 246L257 249V251H256V249L254 250V247L252 246ZM262 241H264V240H262ZM26 242H27V244H25ZM36 242H38V244L40 243L39 245L41 247L38 245L39 247L36 246L37 248H35ZM60 242H61V244H60ZM82 242H84V243H82ZM258 242H261V243H258ZM22 243H23V245L25 244L24 248L22 246ZM221 244H222V247L220 246ZM6 245L8 248H5ZM180 245H181V247H180ZM194 245L197 246V248ZM239 246L240 247L242 246L241 250H239V248H240ZM251 246L253 248H251ZM1 247H3V248H1ZM109 247L110 248L112 247L113 250L112 249H111L112 251L108 250ZM25 248H26V251H24ZM29 248H30V250L33 248L32 251H35V252H31L29 250ZM250 248H251V250L253 249L252 252L254 254H251L252 252L250 251ZM100 249H101V251L104 249L103 250L104 252L102 251L103 253H100V252L98 253L97 250H100ZM37 250H39V251H37ZM117 250H120V251L123 250L122 253L124 255L121 257V255H120L121 252L119 254V252ZM227 250H229V251H227ZM247 250H248V252H251L250 254L253 256H249L250 254H248ZM260 250H263V252H262L263 255H261V256L259 255L261 253V252H259ZM16 251H17V253H16ZM28 251H30L32 253V255H34L33 259H32L31 253H27ZM80 251H81V254H79ZM83 251H84V253H83ZM226 251H227V256H225ZM233 251H235V252H233ZM8 252H9V255L10 254H12V255H10V258L7 259V257H9L7 255ZM69 253H72L73 256L78 257V260H77V258L72 257L71 256L72 254L68 258ZM155 253L158 256H156ZM3 254L5 256H2ZM110 254L112 257L110 256ZM116 254H117V256L115 257L114 255H116ZM22 255H24V256H22ZM77 255H80V256L82 255V256H81V258H79V256H77ZM86 255H87V257H86ZM161 255H165V256H163L164 257V259H162L163 261H161V258H160V257H162ZM184 255H185V259L182 258V257H184ZM257 255H258V257H257ZM88 256H90V257H88ZM191 256H192V258H191ZM28 257H29V259H31V261L28 260ZM91 257H93V258H91ZM107 257L109 259H107ZM155 257H157V258H155ZM251 257H253V258H251ZM73 258L78 263H76L75 260H73ZM186 258H188V259H186ZM195 258H197V257H195ZM195 258H194V260H195ZM89 259H90V261H89ZM182 259H183V261L187 260V262L186 261H185L186 263L183 262ZM5 260H6V262H5ZM117 260H119L120 262H118ZM23 261H25V263H23ZM141 261L142 260H139V264L142 263ZM81 263H83V262H81ZM147 263H149V262H147ZM247 263H248V261H247ZM10 264H11V261H10ZM154 264H156V262ZM157 264H158V261H157Z\"/></svg>", "mask_w": 264, "mask_h": 264}, {"label": "bare ground", "instance_id": "2", "mask_svg": "<svg viewBox=\"0 0 264 264\" xmlns=\"http://www.w3.org/2000/svg\"><path fill=\"white\" fill-rule=\"evenodd\" d=\"M24 1H25V0H24ZM38 1H40V0H38ZM104 1H105V0H104ZM18 2H19V1H18ZM22 2H23V0H22ZM46 2H47V1H46ZM50 2H51V1H48L49 4H50ZM102 2H103V0H102ZM114 2H115V0H114ZM114 2H113V4H114ZM116 2H117V1H116ZM116 2H115V4H116ZM160 2H161V1H160ZM37 3H38V2H37ZM40 3H42V0L40 1ZM40 3H39V4H40ZM43 3H44V1H43ZM99 3H101L100 0H99ZM0 4H3V3H0ZM20 4H21V3H20ZM23 4H24V6H25V3H23ZM29 4H30V3H29ZM105 4H106V1H105ZM105 4H104V5H105ZM41 5H42V4H40V6H41ZM107 5H108V4H107ZM3 6H4V5H3ZM20 6H21V5H20ZM28 6H30V5H28ZM43 6H45V5H43ZM43 6H41V7H43ZM48 6H49V5H48ZM48 6H47V4H46L45 7L48 8ZM0 7L2 8V6H0ZM33 7H34L35 10H37L34 4H33L32 8H33ZM41 7H40V8H41ZM50 7H51V5L49 6L48 9L44 8L43 10L46 11V12H47V11H50V12H51ZM95 7H97V6H95ZM99 7H100V5H99ZM102 7H103V6H102ZM104 7H105V6H104ZM104 7H103V8H104ZM160 7H161V6H159V8H160ZM19 8H21V7H19ZM60 8H61V7H60ZM92 8H93V7H92ZM100 8H101V7H100ZM103 8H102V10H103ZM163 8H164V7H163ZM163 8L160 9V10L162 11ZM16 9H18V8H16ZM28 9H29V8H28ZM49 9H50V10H49ZM61 9H63V8H61ZM61 9H60V10H61ZM64 9H65V8H64ZM64 9H63V10H64ZM20 10H21V9H20ZM32 10H33V9H32ZM43 10H42V11H43ZM55 10H56V8H55ZM55 10H54V11H55ZM57 10H59V9H57ZM63 10H62V12H63ZM89 10H90V9H89ZM92 10H93V9H92ZM99 10H100V12H101V9H99ZM99 10H98V12H97L96 15H94V14H95L94 12H93L94 14H91V16H92V15L94 16V17L92 16L93 18H90V19H92V20H89V17H90L89 13H88V17H87V16L84 17V16H83L84 13H80V14H82L83 19L86 18L85 20H87V19L89 20V21H86V23H90V25H92L93 23L91 24V22H92L93 20L96 21V16H98ZM104 10H105V8H104ZM164 10H165V8H164ZM158 11H159V9H158ZM34 12H35V11H34ZM34 12H33V13H34ZM52 12H53V11H52ZM88 12H91V11H88ZM159 12H160V11H159ZM12 13H13V12H12ZM19 13H20V12H19ZM33 13H32V11H31V14H33ZM36 13H38V12L36 11L35 14H36ZM47 13H48V12H47ZM86 13H87V10H86ZM103 13H104V12H103ZM21 14H22V13H21ZM105 14H106V13H105ZM27 15L29 16L30 13L27 14ZM33 15H34V14H33ZM36 15H38V14H36ZM36 15H35V16H36ZM43 15H44V14H43ZM56 15H57V14H56ZM56 15H55V16H56ZM59 15H60L61 17H60V16H59V17L57 16V17L61 19L63 14L61 15V13L59 12ZM99 15H100V14H99ZM163 15H165V14H163ZM167 15H169V14H167ZM14 16H15V14H14ZM45 16H46V15H45ZM104 16H106V15H104ZM104 16H103V17H104ZM247 16H248V15H247ZM247 16H246V17H247ZM252 16H253V15H252ZM19 17H20V16H19ZM30 17H31V15H30ZM33 17H34V16H32L33 21H36V20H37V23H38V19H37L38 16H37V17H34V18H33ZM46 17H47V18H45V19H49L50 14H49V16H48V14H47ZM53 17H54V16H53ZM103 17H102V15H100V19H103ZM163 17H164V16H163ZM0 18H1V17H0ZM13 18H14V17H13ZM97 18H99V16H98ZM247 18H248V17H247ZM249 18H251V17H249ZM255 18H256V17H255ZM257 18H258V17H257ZM16 19L21 21V18H20V19L16 18ZM30 19H31V18H30ZM34 19H35V20H34ZM40 19H41V18H40ZM45 19H42L40 22L44 24V21H43V20H45ZM55 19H56V18H55ZM60 19H59V20H60ZM76 19H77V18H76ZM104 19H105V17H104ZM104 19H103V20H104ZM140 19H142V18H140ZM162 19H164V18H162ZM167 19H168V18H167ZM251 19H252V18H251ZM77 20H78V19H77ZM85 20H83V21L85 22ZM97 20H98V19H97ZM105 20H106V19H105ZM153 20H154V19H153ZM164 20H165V19H164ZM169 20H170V19H169ZM253 20H254V16H253ZM255 20H256V19H255ZM3 21H4V20H3ZM3 21H2V22H3ZM12 21H13V20H12ZM42 21H43V22H42ZM50 21H51V23L53 22V21H52V17L50 18L49 22H50ZM98 21H99V22H98ZM98 21H97V23H99V26H101L102 23H104V22H101L100 20H98ZM167 21H168V20H167ZM244 21H245V20H244ZM244 21H243V22H244ZM246 21H247V19H246ZM16 22H17V21H16ZM23 22H24V20H23ZM47 22H48V21H47ZM49 22H48V23H49ZM84 22H83V23H84ZM154 22L156 23L157 21H154ZM154 22H152V23L154 24ZM170 22H171V20H170ZM10 23H11V20H10ZM21 23H22V22H21ZM25 23H26V22H25ZM37 23L34 22V23L31 24V25H33V28H34V29H35V27H36L35 24H37ZM45 23H46V20H45ZM51 23H50V25H51ZM81 23H82V22H81ZM81 23L79 22V27L81 26ZM86 23H85V24H86ZM133 23H134V22H133ZM147 23H148V22H147ZM158 23H159V22H158ZM167 23H168V22H167ZM2 24H3V23H2ZM22 24H23V23H22ZM100 24H101V25H100ZM143 24H144V21H143ZM156 24H157V23H156ZM244 24H245V22H244ZM25 25H26V24H25ZM25 25H24V26H25ZM41 25H42V24H41ZM50 25L47 24V26H46V24H45L44 27H45V28H50V29H51V27H49ZM71 25H73V26H71L72 28L75 27L74 23L71 24ZM76 25H77V24H76ZM87 25H88V24H86V26H87ZM145 25H146V24H145ZM259 25H260V24H259ZM8 26H9V25H8ZM34 26H35V27H34ZM66 26H68V25H66ZM93 26H94V25H93ZM96 26L98 27V25H96ZM128 26H129V27H128ZM128 26H127V29L131 28V26H130L129 24H128ZM132 26H133V24H132ZM154 26H155V24H154ZM154 26H152V27H154ZM157 26H158V27H157ZM157 26H155L156 28L154 27V30L156 29V30H155L156 33H157V30H161V28H160V26H159L158 24H157ZM242 26L244 27V25H242ZM252 26H253V25H252ZM256 26H257V25H256ZM1 27H2V26H1ZM20 27H21L22 30H23V27H22L21 24H20ZM69 27H70V26H69ZM69 27H67V29H68ZM79 27L77 28L78 30H76V33L74 32L77 36H78V33H77V32L80 30ZM136 27H138V28H137V29H138L137 31H138L139 33H142L141 31H139V30L142 29V28H141L140 26H138V25H137V26H133L132 29H134V28H136ZM142 27H144V26H142ZM171 27H172V26H171ZM243 27H242V30H244V29L246 28V27H245V28H243ZM258 27H259V26H258ZM9 28H10V27H9ZM17 28H18V27H17ZM21 28H18V29H21ZM36 28H38V25H37ZM85 28H86V27L83 26V29H85ZM90 28H91V27H90ZM98 28H99V27H98ZM102 28H103V27H102ZM157 28H158V29H157ZM162 28H163V27H162ZM255 28H256V27H255ZM27 29H28V28H27ZM31 29H32V28H31ZM31 29H30V30H31ZM34 29H33V30H34ZM41 29H42V28H41ZM75 29H76V28H75ZM81 29H82V28H81ZM83 29H82V32H83ZM91 29H93V28H91ZM94 29H95V27H94ZM96 29H97V28H96ZM96 29H95L94 31L92 30L91 32H95ZM132 29H131V30H132ZM144 29H145V28H144ZM144 29H143L142 31H144ZM240 29H241V28H240ZM3 30H4V29H3ZM22 30H21V31H22ZM71 30H73V29H71ZM88 30H89V29H88ZM98 30H99V33H100L101 27H100V29H98ZM98 30H97V31H98ZM163 30H165V29H163ZM0 31H2V30H0ZM7 31H8V30H7ZM7 31H6V32H7ZM19 31H20V30H19ZM19 31H17V32H19ZM24 31L27 32V31L25 30V28H24ZM31 31H32V30H31ZM35 31H36V30H35ZM68 31H69V29H68ZM68 31H67V32H68ZM89 31H90V30H89ZM128 31H130V29L127 30V32H128ZM161 31H162V30H161ZM245 31H247V30H245ZM14 32H15V31H14ZM14 32H13V33H14ZM25 32H24L23 34H25ZM37 32H38V31H37ZM64 32H65V31H64ZM70 32H71V31H70ZM87 32H88V31H87ZM133 32H134V31H133ZM144 32H146V31H144ZM144 32H143V36L146 35V33H144ZM21 33H22V32H21ZM27 33H28V32H27ZM31 33H32V32H31ZM34 33H35V32H34ZM89 33H90V32H89ZM147 33H148V32H147ZM158 33H161V32L158 31ZM158 33H157V36L159 37L160 34L158 35ZM244 33H245V32H244ZM7 34H8V33H7ZM7 34H6V35H7ZM23 34H22V36H23ZM36 34H37V33H36ZM36 34H34V35H36ZM66 34H68V33H66ZM84 34H86V32H85ZM91 34L93 35V33H91ZM97 34H98V33H97ZM97 34H96V35H97ZM130 34H131V32H128V33H127L128 38H131L132 35H134V37H137L138 41H140V39L142 40V38H143L142 41H143V43H145L144 48L141 46L142 43H139V44L137 43V45H139L138 47H137L136 44H135L136 47L134 46V48H138L139 50H138V49H137V50H138V51H142V52H143L144 50H146V49H145V46H146V47L148 46L147 43H146V40L148 39V35H147V39H145V42H144V37H142L140 34L137 33V34H138L139 36H141V37H138V35L136 36V33H135V34L132 33V35H131V37H130V36H129ZM6 35H5V36H6ZM10 35H11V33H10ZM10 35H9V36H10ZM14 35H15V34H14ZM27 35H29V34H27ZM31 35H32V34H31ZM161 35H162V34H161ZM29 36H30V35H29ZM32 36H33V35H32ZM52 36H53V35H52ZM82 36H83V35H82ZM93 36H95V35H93ZM194 36H195V35H194ZM194 36H192V37L194 38ZM235 36H236V35H234V37H235ZM14 37H15V36H14ZM17 37L20 39L21 36H20V37L17 36ZM17 37H15V38H17ZM27 37H28V36H27ZM27 37H26V38H27ZM30 37H31V36H30ZM84 37H85V35H84ZM86 37L88 38V36H86ZM145 37H146V36H145ZM151 37H152V36H151ZM160 37H161V36H160ZM190 37H191V36H190ZM192 37H191V38H192ZM196 37H197V36H196ZM196 37H195V38H196ZM7 38H8V37H7ZM11 38H13V36H11ZM11 38H10V39H11ZM15 38H14V39H15ZM26 38H25V39H26ZM35 38H37V35H36V37L32 38V40L35 39ZM62 38H64V36H63ZM89 38H90V37H89ZM199 38L202 39L201 36H199ZM199 38H198V39H199ZM246 38H247V37H246ZM246 38H245V39H246ZM14 39H13V40H14ZM25 39H24V41H25ZM37 39H39V38H37ZM66 39H67V38H66ZM188 39H189V38H188ZM188 39H186V40L188 41ZM242 39H243V38H242ZM7 40H8V39H7ZM7 40H6V41H7ZM11 40H12V39H11ZM11 40H10V42H11ZM30 40H31V38H30ZM30 40H29V41H30ZM64 40H65V39H64ZM64 40H63V41H64ZM117 40H118V37H117V39H116V42H114V43H115L114 45H116L117 42L119 41V40H118V41H117ZM121 40H122V39H121ZM128 40H130V39H128ZM131 40H132V39H131ZM133 40H136V39H133ZM189 40L192 42V40H194V39H189ZM195 40H197V39H195ZM203 40H204V39H203ZM249 40H251V38H250ZM252 40H255V39H252ZM8 41H9V40H8ZM8 41H7V43H8ZM14 41H15V40H14ZM20 41H21V39H20ZM39 41H40V40H39ZM73 41H75V42H73ZM73 41H72V42H73V43H76V44H77V42H78V40H77V42H76V39H73ZM190 41H188V42L190 43ZM241 41H242V40H241ZM18 42H19V41H18ZM18 42H17V44H18ZM21 42L23 43V41H21ZM42 42H43V41H42ZM48 42H49V41H48ZM132 42H133V41H131L130 43H132ZM149 42H150V41H149V39H148V43H149ZM243 42H244V41H243ZM1 43H2V42H1ZM26 43H28V42H26ZM35 43H36V42H35ZM46 43H47V42H46ZM62 43H63V42H62ZM184 43H185V42H184ZM200 43H201V42H200ZM233 43H234V42H233ZM233 43H232V44H233ZM240 43H241V42H240ZM244 43H245V42H244ZM248 43H250V42H248ZM248 43H247V44H248ZM12 44H13V43H12ZM23 44H24V43H23ZM30 44H31V43H30ZM48 44H50V43H48ZM198 44H199V42H198ZM202 44H203V43H202ZM236 44H238V46L235 45V44H234V45L237 46V50H236V47L233 46V48H234V47H235V48L232 49V50L230 49V50H229L230 52L228 51V52L230 53V55H231V51H233V50H234V52H237V51L239 52L240 50H242V49H240V47H241L242 44H241V45H239V43H236ZM253 44H254L253 48H254L255 46H256V47L258 46V45L255 44L254 42H253L251 45H253ZM9 45H10V47L13 46V45L11 46V44H8V46H9ZM14 45H15V44H14ZM42 45H43V44H42ZM74 45H75V44H74ZM154 45H155V44H154ZM249 45H250V44H248V46H247L248 48H249ZM22 46H23V45H22ZM24 46H25V45H24ZM26 46H29V48H26V47H25L26 50H27V49L30 50V45L27 44ZM40 46H41V45H40ZM44 46H45V45H44ZM50 46H51V44H50L48 47H50ZM121 46H123V47H120V45H119V48H120V49L122 48V49L124 50V47H125V46L123 45V42H121ZM131 46H132V44H131ZM140 46L142 47V49L139 48ZM239 46H240V47H239ZM242 46H243V45H242ZM10 47H9V48H10ZM16 47H17V48L19 47V49H22V48H20L21 45H19V44H18ZM31 47H32V46H31ZM35 47H36V46H34V48H35ZM72 47H73V45H72ZM251 47H252V46H251ZM256 47H255V48H256ZM39 48H41V47H39ZM57 48H58V49H57V52H58V50H59L60 47H57ZM70 48H71V47H70ZM75 48H77L76 45H75ZM75 48H74V49H75ZM115 48L117 49V47H115ZM132 48H133V47H132ZM153 48H154V47H153ZM238 48H239L240 50H238ZM245 48H246V47L244 46V49H245ZM255 48H254L252 51L255 52V50H256ZM259 48H260V47H259ZM10 49H11V48H10ZM12 49H13V48H12ZM51 49H53V50L55 49V50H56V46H55V47L52 46ZM60 49H61V48H60ZM120 49L117 50V51H118V52H117L118 54H119V52H121V51H122L124 54H125V52L127 53L126 50L123 51V50H120ZM143 49H144V50H143ZM147 49H148V48H147ZM32 50H34V49H32ZM32 50H30L29 53H30ZM38 50L40 51V49H38ZM38 50H37V51H38ZM44 50H45V49H44ZM46 50H47V51H46ZM46 50H45V51L48 52L47 55L49 56L50 53H49V51H48V48H47ZM53 50H52V53H51V54H52L53 56L56 55V57H57L58 59H60V61H61V59L63 58L64 55H66V58H67V56L69 57V54L71 53V52L68 53V52H67L68 50H66V49H65L66 51H63V50H64V49H63V50H62L63 53H62V52H61V53L58 52V54H57V53H54L55 50H54V51H53ZM94 50H95V49H94ZM94 50H93L92 52H94ZM133 50H135V49H133ZM249 50H250V49H249ZM259 50H260V49H259ZM16 51H17V49H16ZM24 51H25V50H24ZM60 51H61V50H60ZM72 51H73V50H72ZM95 51H96V50H95ZM138 51H137V52H138ZM154 51H155V53L157 52V51L155 50V48L153 49V52H154ZM257 51H258V50H256V52H257ZM20 52H22V51H20ZM42 52H44V51H41L40 53H42ZM64 52H66V53H64ZM99 52H102V50H100ZM132 52H133V51H132ZM144 52H146V51H144ZM144 52H143V53H144ZM177 52H179V51H177ZM183 52H184V51H183ZM238 52H237V54H238ZM245 52H246V49H245ZM256 52H255V53H256ZM260 52H261V51H260ZM29 53H27V54H29ZM32 53H33V52H32ZM103 53H104V52H103ZM103 53H102V54H99V55L101 56V55H103ZM117 53H116V54H117ZM123 53H121V54H119V55H122ZM163 53H164V50H163ZM163 53H162V54H163ZM186 53H187V52H186ZM186 53H185V54H186ZM232 53H233V52H232ZM241 53H242V51L240 52V54H241ZM243 53H244V51H243ZM243 53H242V54H243ZM252 53H253V52H252ZM255 53H254V54H255ZM24 54H26V53L24 52ZM34 54H35V53H34ZM43 54H45V52L42 53V54H40V55L43 56ZM54 54H55V55H54ZM59 54H60L61 56H60ZM63 54H64V55H63ZM67 54H68V55H67ZM88 54H89V53H88ZM90 54H91V53H90ZM92 54L96 55L95 52L92 53ZM178 54H179V55H176V56H177L176 59H175V58H173V59L178 60V57H179L180 55H182V54H180V52H179ZM183 54H184V53H183ZM187 54H188V53H187ZM237 54L235 55V53H234V55L236 56V58H238V56H239V55L237 56ZM242 54H241L240 56H242ZM246 54H249V52L246 53ZM246 54H243V55H245V56L247 57ZM254 54H253V55L251 54V56L254 57ZM256 54H257V53H256ZM258 54H259V53H258ZM20 55H21V54H19V52H18V56H20ZM35 55H36V54H35ZM136 55H138V56L140 57L139 60L143 61V57L141 56V55H142L141 53H136ZM144 55H145V54H143V56H144ZM157 55H158V54H157ZM6 56H7V55H6ZM27 56H28V55H27ZM53 56L51 57V58H52L51 60H53V58H55V57H53ZM90 56H92V55H90ZM100 56H98L99 58L97 57V58H98L97 61H100L99 59H102V58H103V56H101V58H100ZM115 56H117V55H115ZM123 56H124V55H123ZM162 56H163V59H164V55H162ZM231 56L234 57L233 54H232ZM240 56H239V57H240ZM248 56H249V55H248ZM257 56H258V55H256L255 58H257ZM3 57H5V56H3ZM21 57H22V56H21ZM33 57H35V56H33ZM39 57H40V56H39ZM92 57H94V56H92ZM117 57H118V56H117ZM135 57H136V56H135ZM135 57H134V58H135ZM181 57H182V56H180L179 58H181ZM227 57H228V56H227ZM242 57H243V56H242ZM246 57H245V58H246ZM24 58H26V55H25ZM24 58H22L21 60H23ZM36 58H37V57L34 58V60H33L34 62H36V61H35ZM42 58H43V57H42ZM119 58H120V59H121V58H123V59L126 58V59H127V56H124V57L121 56V57H119ZM119 58H118V59H119ZM141 58H142V59H141ZM159 58H161V59H159V61L162 60L161 55H160ZM165 58L167 59L166 55H165ZM168 58H169V55H168ZM182 58H183V57H182ZM182 58H181L180 60H182V63H183V64H181V62H178V63H179L178 65H181V66H182V65H184V63H186L187 65L190 64V63H187L186 60H185L186 62L183 61ZM184 58H185V57H184ZM228 58H229V60H231L230 57H228ZM236 58H235V60H237ZM243 58H244V57H243ZM245 58H244V59H245ZM247 58L249 59L250 57H247ZM247 58H246V59H247ZM251 58H252V57H251ZM1 59H2V58H0V61H1ZM16 59H18V57H16ZM28 59L30 60L31 58H28ZM28 59H27V60H28ZM55 59H56V58H55ZM64 59H65V58H64ZM92 59H94V58H92ZM103 59H104V58H103ZM103 59H102V60H103ZM136 59H137V58H136ZM166 59H164V60H166ZM232 59H233V58H232ZM252 59H254V58H252ZM257 59H258V58H257ZM6 60H8L7 57H6ZM6 60H5V62H6ZM9 60H10V59H9ZM9 60H8V63H9ZM29 60H28V61H29ZM45 60H46V59H45ZM45 60L43 59L42 61H45ZM56 60H57V59H56ZM87 60H88V59H87ZM133 60H134V59H133ZM156 60H157V61H156ZM156 60H155V58H154V61H153V62L156 61L155 65H154V63L152 64V65H154V67H156V66L159 64V63L157 64V62H159V61H158V58H157ZM164 60L160 61V62H161L160 64H162L163 66H162V65H161V66L158 65L159 68H160V70H161L160 73H161V72H162V73L164 72V69H163V71H162L161 68H168V67H165V66L167 65V66L170 67V65H171V63H169V64H167V62L164 63V62H165ZM180 60H179V61H180ZM238 60H239V59H238ZM13 61L15 62V61H18V60H13ZM25 61H26V59H25ZM28 61H26L25 63H28ZM92 61H93V60H91V62H92ZM120 61H122V59H121ZM123 61H124V60H123ZM126 61H127V60H126ZM130 61H132V60H130ZM170 61L173 63V65H171V68H172L173 66H175V64H176L175 67L178 68L179 71H181V70L184 69V67H182L183 69H182V68L180 69L179 66L177 65V63H174L172 60H169V62H170ZM251 61H252V60H251ZM18 62H19V61H18ZM18 62H17V63H18ZM23 62H24V61H23ZM30 62H31V60H30ZM34 62H33L31 65H33ZM37 62H38V58H37ZM37 62H36V63H37ZM40 62H41V60H40ZM67 62H68V61H67ZM89 62H90V61H89ZM136 62H137V61H136ZM136 62H133V61H132L131 64H133L134 66L132 65L133 68L130 67L131 69L135 70L136 68L139 67L140 64H138V62H137V65H138V66H137V65H135ZM162 62H163V63H162ZM230 62H232V61H230ZM241 62H242V61H241ZM247 62H249V61L247 60ZM252 62H253V61H252ZM1 63H3V60H2ZM1 63H0V66H1ZM6 63H7V62H6ZM6 63H5V64H6ZM25 63H24V64H25ZM93 63H94V61H93ZM100 63H101V61H100ZM100 63H98V64H100ZM125 63H127V62H124V64H125ZM141 63H143V64L140 65V66H142V68H146V67H145V66H146V63H144V62H141ZM223 63H225V61H224ZM232 63H233V62H232ZM236 63H238V62L236 61ZM250 63H251V62H250ZM19 64H20V63H19ZM21 64H22V63H21ZM21 64H20V65H21ZM37 64H39V62H38ZM41 64H42V63H41ZM43 64H44V63H43ZM49 64H50V63H49ZM62 64H63V63H62ZM102 64H103V63H102ZM102 64H101V67H102ZM119 64H120V63H119ZM121 64H122V63H121ZM156 64H157V65H156ZM164 64H166V65L164 66ZM241 64H242V63H241ZM244 64H245V63H243L242 65H244ZM246 64H247V63H246ZM246 64H245V66H246ZM248 64H249V63H248ZM251 64H252V63H251ZM253 64H254V63H253ZM13 65H14V64H13ZM51 65H52V64H51ZM79 65H80V64H79ZM84 65H85V64H84ZM84 65H83V66H84ZM89 65H90V63H89ZM91 65H92V64H91ZM93 65H96V63L93 64ZM103 65H104V64H103ZM122 65H123V64H122ZM127 65H128V64H126V67H127ZM143 65H144V67H143ZM187 65H186V66H187ZM199 65H200V66H199ZM199 65L196 66V68L198 67V69H197L198 71H197V72H200V69H201L200 67H202V69L205 70L206 67L203 68V67H204L203 64H199ZM201 65H202V66H201ZM221 65H222V64H221ZM224 65H225V68H226V67H227L226 64H223V67H224ZM234 65H235V64H234ZM236 65H237V64H236ZM236 65H235V66H236ZM242 65L240 66V65L238 64L237 66H239L240 69H244V68H242ZM254 65H255V64H254ZM257 65H258V62H257ZM257 65H256V66H257ZM7 66L10 67L11 65H10V64H7ZM14 66H16V63H15ZM24 66H27V67L29 68L30 63H29V65H26V64H25ZM34 66H37V65L34 64ZM42 66H43V65H42ZM96 66H97V68H98L100 65H99V66L96 65ZM181 66H180V67H181ZM235 66L233 67L234 69H230V70H232V71H229V70L226 71L229 75H230L231 72L233 73V74H232L233 79H231L232 77L230 78V76H229V80H228V81L230 82V84H231V81H233L235 78H236V81H237V82L239 81V80H237V77H238V76H237V77H234V72H233V70H235ZM237 66H236V67H237ZM252 66H253V65H252ZM8 67H7V68H8ZM11 67H12V66H11ZM19 67H20V66H19ZM38 67H39V66H38ZM38 67H36V68H38ZM80 67H82V65H81ZM80 67H78V68H80ZM88 67H89V69H86L87 72H88V73H87L88 76L90 75V74H89V70L91 71V73L93 72L94 75L97 74L98 71L94 73V70L96 71V69H94V67H93L94 70H92L91 66H88ZM103 67H104V66H103ZM103 67H102V68H103ZM126 67H125V68H126ZM243 67H244V66H243ZM254 67H255V66H253V68H254ZM7 68H6L5 75H3V78H4V79H1V77H0L1 80H4V81L7 80L6 75L9 73V71H8V73H7ZM25 68H26V67H25ZM28 68H27V70H28ZM36 68H35V69H36ZM41 68H42V67H41ZM41 68H40V69H41ZM43 68H44V67H43ZM43 68H42V69H43ZM85 68H87V64H86V67H85ZM85 68H83V69H85ZM90 68H91V69H90ZM123 68H124V65H123ZM134 68H135V69H134ZM159 68L156 67L155 69H158V71H159ZM4 69H5V68H4ZM4 69H2V70H4ZM12 69H16V68H12ZM35 69H34V70H35ZM98 69H99V68H98ZM98 69H97V70H98ZM103 69H104V68H103ZM138 69H140V67H139ZM138 69H137V71H138ZM174 69H175V68H174ZM178 69H177V71H178ZM194 69H195V67L192 68V70H194ZM202 69H201V71H202ZM223 69H224V68H223ZM238 69H239V68H238ZM240 69H239V70H240ZM247 69H248V68H247ZM247 69H246V70H247ZM8 70H9V69H8ZM22 70H23V69H22ZM29 70H30V69H29ZM29 70H28V71H29ZM44 70H45V68H44ZM79 70H80V69H79ZM100 70H101V69H100ZM125 70H126V72L129 71V69H125ZM133 70L130 71V73L133 72V73L136 74L137 72H134ZM165 70H166V69H165ZM169 70H170V71H169ZM171 70H172V69H169V68H168V71H169V72H168L167 74H169V76H172V78H173V76H174L175 74H176V75H182V74H180L179 71L176 72V69H175V72H174V70H172V71H171ZM195 70H196V69H195ZM195 70H194V71H195ZM204 70L202 71L203 73H201V74H205V73H204V72H205ZM239 70L236 69L237 72H238ZM250 70H251V68H250ZM12 71H13V70H12ZM15 71H16V70H15ZM28 71H26L25 74H26ZM135 71H136V70H135ZM143 71H144V69H142V72H141L142 74H143ZM156 71H157V70H156ZM156 71L153 69V70H152V73H153V72L155 73ZM194 71H193V72L190 71V72L192 73V76H193V77H195V76L197 75V74H196V71H195V72H194ZM220 71H221V70H220ZM242 71H243V70H242ZM242 71L240 70V72H242ZM10 72H11V71H10ZM29 72H30V71H29ZM29 72H28V75L26 74L28 77L30 76V75H29ZM33 72H34V71H33ZM35 72H36V71H35ZM35 72H34L33 74H35ZM40 72H42V71H40ZM40 72H38V74H39ZM80 72H82L83 75L85 74V71H84V73H83V71L80 70ZM80 72H79V73H80ZM166 72H167V71H166ZM170 72H171V74H173V73H175V74L170 75ZM240 72H239V73H240ZM243 72H245V71H243ZM249 72H250V71H249ZM2 73H3V72H2ZM14 73H15V72H14ZM19 73H20V72H19ZM23 73H24V72H23ZM30 73H31V72H30ZM128 73H129V72H128ZM138 73H139V72H138ZM154 73H153V75H156V76L158 75V73H157V74H154ZM162 73L159 74V75L164 76L165 72H164V74H162ZM178 73H179V74H178ZM193 73H195L196 75H194ZM216 73H217V72H216ZM246 73H247V72H246ZM254 73H255V72H254ZM254 73H253V75L256 74V73H255V74H254ZM11 74H13V73H9L8 76L11 75ZM15 74H16V73H15ZM62 74H63V73H62ZM71 74L73 75V73H72V72L70 73V75H69L70 77H71ZM82 74H81V75H82ZM142 74H141V75H142ZM199 74H200V73H199ZM21 75H22V74H21ZM91 75H92V74H91ZM141 75H140V76H141ZM241 75H243V74H241ZM246 75H247V74H246ZM248 75H249V74H248ZM13 76H14V77H13ZM13 76H9V77H11V79H12V77H13L14 80H15V75H13ZM19 76H20V74H19ZM61 76H62V75H61ZM85 76L87 77V75H85ZM97 76H98V75H97ZM185 76H186V75H184V78L187 79L188 76H186V77H185ZM255 76H256V75H255ZM263 76H264V75H263ZM9 77H8V78H9ZM16 77H17V76H16ZM21 77H22V76L19 77L20 80L22 79ZM24 77L26 78V76H24ZM24 77H23V78H24ZM79 77H80V76H79ZM92 77H93V76H92ZM94 77H95V76H94ZM94 77H93V78H94ZM166 77H167V78H164V77H163V78H164V79H168V75H167ZM189 77H190V76H189ZM193 77H191V78H193ZM197 77L200 79V78H202V77H204V76L200 77L199 75H197L196 78H197ZM5 78H6V79H5ZM29 78H30V77H29ZM90 78H91V77H90ZM93 78H92V79H93ZM157 78H160V77H157ZM157 78H156V79H157ZM172 78H171V79H172ZM174 78H175V77H174ZM174 78H173L172 80H174ZM191 78H190L189 80H193V79H194V78H193V79H191ZM196 78H195V79H196ZM198 78H197V79H198ZM249 78H250V77H249ZM252 78H253V77H252ZM9 79H10V78H9ZM16 79H17V78H16ZM31 79H33V78L31 77ZM56 79H57V78H56ZM73 79H74V78H73ZM88 79H89V78H88ZM205 79H206V78H205ZM221 79H222V78H221ZM223 79H224V78H223ZM261 79H263V77H262ZM14 80H11L12 85L14 84ZM18 80H19V79H18ZM18 80H16V81H17V84H16V81H15V86H16V85H19V84H18ZM26 80H29V79L26 78ZM36 80H37V79H36ZM71 80H72V78H71ZM144 80H145V79H144ZM157 80H158V79H157ZM168 80L170 81V79H168ZM172 80H171V81H172ZM177 80H178V79H177ZM187 80H188V79H187ZM200 80H201V79H200ZM200 80H195V81H194V82L196 83V86H197V82H196V81H198V83H199ZM202 80H203V78H202ZM202 80H201V81H202ZM226 80H227V79H226ZM226 80H221V82H222V83H221V84H222L221 86H224L225 83L223 84V82H225ZM230 80H231V81H230ZM241 80H244V79H241ZM247 80H248V78H247ZM247 80H246V81H247ZM250 80H251V79H250ZM4 81H3V82H4ZM9 81H10V80H9ZM31 81H35V79H34V80H30L29 82L23 80V82L28 83V84H29V83L31 84V83H32ZM83 81H84V80H83ZM94 81H95V80H94ZM135 81H136V80H135ZM146 81H147V80L144 81V84H145ZM148 81H149V80H148ZM182 81H183V80H182ZM11 82H8V81H7V83H11ZM61 82H62V81H61ZM61 82H60V83H61ZM84 82H85V81H84ZM84 82H83L84 85L87 84L86 87L89 86L88 83H84ZM86 82H87V81H86ZM88 82H92L91 79H90V81L88 80ZM136 82H137V81H136ZM142 82H143V81H142ZM154 82H155V81H154ZM154 82H153V83H154ZM175 82H176V81H175ZM185 82H186V81H185ZM187 82H188V81H187ZM187 82H186V83H187ZM191 82H193V81H191ZM229 82H228V83H229ZM57 83H58V81H57ZM63 83H64V82H63ZM149 83H150V82H149ZM149 83H148V84H149ZM161 83H163L162 86H164L165 82H161ZM161 83H160V85H161ZM166 83H168V82H166ZM170 83H171V82H170ZM178 83H179V82H178ZM180 83H181V81H180ZM186 83H183V82H182V84H185V85H183L184 87L188 85V84H186ZM189 83H190V81H189ZM201 83H202V82H201ZM201 83H200V84H201ZM239 83H240V81H239ZM247 83H248V82H247ZM2 84H3V83H2ZM28 84H26V85H28ZM53 84H55V83H53ZM65 84H66V83H65ZM72 84H73V82H72ZM81 84H82V83H81ZM81 84H80V87H81ZM89 84H90V83H89ZM134 84H136V83H134ZM154 84H156V87L158 86V82H157V83H154ZM210 84H211V83H210ZM233 84H236L235 81H233V83L231 84L232 86L229 85V84H228V85L226 84L227 86H229V88H227L226 86H224V87H226L227 89H229V90H227V93H228V91H229V92L231 93V95L233 94V93H232L233 90L231 91L230 87H233ZM243 84H244V83H243ZM261 84H262V82H261ZM4 85H5V83L3 84V86H4ZM26 85H24V86H26ZM49 85H51V84H49ZM55 85H56V84H55ZM76 85H77V83H76ZM137 85H139V83H137ZM146 85H147V82H146ZM146 85H144V86L148 88L150 84H149L148 86H146ZM190 85L192 86L193 84H190ZM238 85H239V84H236V87L239 88ZM241 85H242V83H241ZM0 86H1V85H0ZM20 86H21V88L23 87L22 84H21ZM31 86H32V85H31ZM33 86H34V85H33ZM56 86H57V85H56ZM56 86H54V87L52 86L53 89L55 90L54 93H55V92H58V91H56V88H55ZM165 86H166V84H165ZM165 86H164V87H165ZM168 86H169V85H168ZM183 86H182V87H183ZM196 86H193V87L196 89ZM212 86H213V85H212ZM212 86H211V87H212ZM245 86H246V84H245ZM6 87H7V86H6ZM10 87H11V85H10ZM64 87H65V86H64ZM72 87H73V86H72ZM84 87H85V86H84ZM84 87H83V88H84ZM156 87L154 86V88H153V84H152V88L154 89V90H153V89L151 88L152 91H153V94L151 95L152 97H154L153 95L157 93V92H155V91H157ZM178 87H179V85H177L176 90H174V93H175V92H176V93L178 92L177 90H179V88H180V87H179V88H178ZM182 87H181V88H182ZM187 87H189V86H187ZM187 87H186V88H187ZM193 87H192V89H193ZM211 87H210V88H211ZM224 87H222V88H224ZM263 87H264V86H263ZM3 88H5V86H4ZM3 88H1L2 91H4ZM7 88H8V87H7ZM13 88H15V90L17 89V91H18V89H19V90L21 89V88H19V87H18V88H17V87H14V85H13L12 89H13ZM48 88H49V87H48ZM57 88H58V87H57ZM65 88H67V87H65ZM76 88H77V87H76ZM87 88H88V87H87ZM89 88H90V87H89ZM92 88H93V87H92V85H91V89H92ZM147 88H145V89H147ZM166 88H167V87H166ZM173 88H174V87H173ZM212 88H213V87H212ZM214 88H215V87H214ZM216 88H217V87H216ZM216 88H215V89H212V91L214 90L215 93H216V91H215ZM234 88H235V87H234ZM1 89H0V90H1ZM5 89H6V88H5ZM25 89H26V88H25ZM49 89H50V88H49ZM49 89H48V90H49ZM59 89H60V88H58L57 90H59ZM133 89H134V88H133ZM140 89H141V88H138L137 91H138V90L140 91ZM142 89H143V87H142ZM142 89H141V92H142ZM145 89L143 90V91H144L143 94H147L146 96H148V93H149V92H148L147 90H146V92H145ZM149 89H150V88H148V90H149ZM167 89H168V88H167ZM174 89H175V88H174ZM192 89H190L189 92H191ZM220 89H221V88H220ZM235 89H237V88H235ZM262 89L264 90V88H261V90H262ZM10 90H11V89H10ZM51 90H52V88H51ZM51 90L49 91V92H52V93H50V94H52V95H50V96H53V97H50V96H49V97H50V98H54V95H55V94H56V97H57L58 93H55V94H54L53 91H51ZM63 90H64V88H63ZM70 90H71V89H70ZM135 90H136V86H135ZM170 90H171V88H170ZM187 90H188V88H187ZM187 90L185 89V92H186ZM209 90H210V89H209ZM225 90H226V89H225ZM225 90L223 89V91H225ZM258 90H259V89H258ZM263 90H262V91H263ZM2 91H1V92H2ZM6 91H7V93L11 92V91H9V90L6 89V90L4 91V95H5V92H6ZM17 91H16V92H17ZM41 91H42V90H41ZM65 91H67V89L64 90V92H65ZM179 91H180V90H179ZM193 91H195V90H193ZM193 91H192V92H193ZM196 91H197V89H196ZM204 91H205V90H204ZM234 91H236V90H234ZM239 91H240V89H239ZM239 91H238V92H239ZM13 92H14V91H13ZM16 92H15V93H16ZM49 92H48V93H49ZM70 92H71V91H69V94H70ZM154 92H155V93H154ZM187 92H188V91H187ZM187 92H186V93H187ZM189 92H188V93H189ZM198 92H199V91H198ZM218 92H219V91H217L216 96H218V95L221 94V93H218ZM81 93L83 94V92H81ZM81 93H80V94H81ZM86 93H88V92H86ZM90 93H91V92H90ZM98 93H99V92H98ZM98 93H97V94H98ZM139 93H140V92H139ZM159 93H160V92H159ZM171 93H172V92H171ZM188 93H187L186 95H187L188 98H189V97H190V93H189V94H188ZM0 94H1V93H0ZM12 94H13V93H12ZM65 94L68 95V92H67V93L65 92ZM65 94H64V97L67 98L68 96L66 97ZM92 94H93V93H92ZM100 94H101V93H100ZM130 94H131V93H130ZM134 94H136V93L134 92ZM150 94H151V93H150ZM160 94H161V93H160ZM169 94H170V92H168L167 94H164V95L168 96ZM179 94H180V92H179ZM207 94H208V93H207ZM207 94H206V95H207ZM217 94H218V95H217ZM234 94H235V93H234ZM251 94H252V93H251ZM253 94H254V93H253ZM70 95H71V94H70ZM70 95H69V96H70ZM78 95H79V94H78ZM93 95H94V94H93ZM93 95H92V97H90V98H93V101H91V103H92V102L94 103V102L96 101V99L94 100L95 97H94ZM164 95L162 94V98L164 97ZM181 95H182V94H181ZM204 95H205V94H204ZM221 95H222V94H221ZM223 95H224V94H223ZM8 96H9V95H8ZM88 96H90V95H88ZM97 96H98V95H97ZM97 96H96V98H97ZM100 96H101V95H99V98H100ZM104 96H105V95H104ZM156 96H159V95H156ZM156 96H155V97H156ZM169 96H170V95H169ZM208 96H209V95H208ZM216 96L214 95V97H216ZM232 96H233V95H232ZM237 96H238V95H237ZM250 96H251V95H250ZM257 96H258V95H257ZM257 96H256V97H257ZM261 96H262V95H261ZM263 96H264V94H263ZM29 97H30V96H29ZM49 97H48V98H49ZM86 97H87V96H86ZM106 97H107V96H106ZM178 97H179V96H178ZM219 97H221V96H219ZM222 97H223V96H222ZM225 97H229V96L227 95V96H225ZM235 97H236V96H235ZM239 97H240V95H239ZM254 97H255V95H254ZM30 98H32V97H30ZM60 98H61V97H60ZM60 98H58V99L56 98V101L58 100V103L60 102V101H59ZM65 98H64V99H65ZM99 98H97V99L100 100ZM103 98H104V97H103ZM107 98H108V97H107ZM160 98H161V97H160ZM162 98H161L160 100H158V101H159L158 103H160V104H161V103H164V104H165V101L168 102V100H165V99H164V101H162V100H163ZM169 98H170V97H169ZM172 98H173V97H172ZM202 98H203V97H202ZM216 98H218V97H216ZM216 98H215V99H216ZM72 99H73V98H72ZM80 99H81V98H80ZM83 99H84V98H82V100H83ZM85 99H86V98H85ZM109 99H110V98H109ZM170 99H171V98H170ZM174 99L177 100L178 98H177V99L174 98ZM174 99H173V100H174ZM207 99H208V98H207ZM215 99H214V100H215ZM231 99H232V98H231ZM234 99H236V98H234ZM260 99H262V98H259V100H258L257 102H259ZM263 99H264V98H263ZM15 100H16V99H15ZM15 100H14V101H15ZM54 100H55V99H54ZM62 100H63V99H62ZM62 100H61V101H62ZM69 100H70V99H69ZM76 100H77V98H76ZM86 100H87V99H86ZM101 100H102V98H101ZM103 100H104V99H103ZM105 100H106V99H105ZM150 100H152L151 97H150ZM150 100H149V101H150ZM175 100H174V101L171 100V101L175 103V102H176ZM178 100H179V99H178ZM185 100H186V98H185ZM187 100H188V99H187ZM203 100H204V99H203ZM224 100H225V101H224ZM226 100H227V99H225L224 97L221 98L222 104H223V102H224L223 105H225ZM228 100H229V99H228ZM228 100H227V102H228ZM236 100H239V99H236ZM14 101H13V102H14ZM48 101H50V100H48ZM64 101H68V100L65 99ZM70 101H71V100H70ZM72 101H73V100H72ZM89 101H90V100H89ZM161 101H162V102H161ZM197 101H200V100L197 99ZM205 101H206V100L203 101V104L206 103ZM218 101H219V98H218ZM255 101H256V100H255ZM2 102H3V101H2ZM13 102H12V103H13ZM28 102H29V101H28ZM52 102H53V101H52ZM54 102H55V101H54ZM62 102H63V101H62ZM84 102H85V100H84ZM96 102H97V101H96ZM96 102H95V103H96ZM102 102H103V103H102ZM109 102H110V101H108V102L101 101L102 104H104V103L106 104V103H109ZM113 102H114V101H113ZM125 102H126V101H125ZM125 102H124V103H125ZM167 102H166V103H167ZM172 102H171V103H172ZM219 102H220V101H219ZM239 102H240V101H239ZM257 102H256V104H257ZM262 102H264V100H262ZM12 103H11V104H12ZM32 103H33V102H32ZM58 103H56V106H59ZM87 103H88V104H87ZM89 103H90V102H86V104L88 105V108H90V105H91V104H89ZM101 103H100V101H99V102L97 103V105H98V104H101ZM168 103H170V102H168ZM168 103H167V104H168ZM171 103H170V104H171ZM177 103H178V102H177ZM197 103H198V102H197ZM200 103H201V102H200ZM215 103H217V99H216V102H214V104H215ZM3 104H4V103H3ZM14 104H17V103H14ZM18 104H19V103H18ZM49 104H50V103H49ZM51 104H52V103H51ZM57 104H58V105H57ZM67 104H68V103H67ZM122 104H123V103L121 102V105H122ZM170 104H168V105H170ZM181 104H182V103H181ZM201 104H202V103H201ZM206 104H209V103H206ZM210 104L212 105L211 102H210ZM214 104H213V105H214ZM217 104H218V103H217ZM229 104H230V103H229ZM252 104H253V103H252ZM19 105H20V104H19ZM26 105H27V103H26ZM72 105H73V104H72ZM72 105H71V106H72ZM83 105H84V104H83ZM92 105H93V107L95 106L94 104H92ZM92 105H91V107H92ZM113 105H114V104H113ZM128 105H129V104H128ZM131 105H132V104H131ZM162 105H163V104H162ZM215 105H216V104H215ZM232 105H233V104H232ZM258 105H259V104H258ZM11 106H12V105H11ZM21 106H22V105H21ZM23 106H25V105H23ZM28 106L30 107V104H29ZM32 106H33V105H32ZM37 106H38V105H37ZM53 106H54V105H53ZM74 106H75V105H74ZM78 106H79V105H78ZM78 106H76V107L78 108ZM98 106H99V105H98ZM102 106H103V105H102ZM104 106H105V105H104ZM108 106H109V105H108ZM111 106H112V105H111ZM135 106H136V105H135ZM170 106H171V105H170ZM203 106H204V105H203ZM216 106H217V105H216ZM216 106H214L215 108L213 109L214 111L212 110V111H213V112H211L212 114L209 115L210 118H211V121H212V119H213L214 117H215V118L213 119V121H214V120L217 121V120L219 119L218 116H220L221 113L224 112V110H223V112H222V109H221V108H219V109H220V111H219V110L216 108ZM226 106H228V105H226ZM233 106H234V105H233ZM93 107H92V109L90 108L91 111L94 110ZM106 107H107V106H106ZM121 107H122V106H121ZM127 107H128V106H127ZM136 107H138V106H136ZM146 107H147V106H146ZM165 107H166V106H164V109H165ZM167 107H168V106H167ZM198 107H199V106H198ZM211 107H212V106H211ZM246 107H247V106H246ZM6 108H7V107H6ZM8 108H9V107H8ZM8 108H7V109H8ZM18 108H19V107H18ZM23 108H27V106H26V107H22V108H20V109L22 110V112H21L22 114H23V112H25V111H23ZM70 108H71V107H70ZM70 108H68V109H70ZM73 108H74V107H73ZM77 108H75V109H77ZM98 108H99V107H98ZM124 108H125V107H124ZM128 108H129V107H128ZM149 108H151V106H149ZM174 108H175V107H174ZM189 108H190V107H189ZM200 108H201V106H200ZM200 108H199V110H200ZM207 108H208V106H207ZM207 108H206V109H207ZM226 108H227V107H226ZM232 108H233V107H232ZM248 108H249V107H248ZM144 109H145V108H144ZM144 109H143V110H144ZM176 109H178V107H176ZM176 109H175V111H173V112H177ZM202 109H203V108H202ZM202 109L200 110L201 112L199 111V114L202 113ZM206 109H205V110H206ZM211 109H212V108H211ZM235 109H237V107H235ZM253 109H255V108H253ZM13 110H14V109H13ZM46 110H47V109H46ZM90 110H88V112H90ZM103 110H104V109H103ZM127 110H128V109H127ZM146 110H148V109H146ZM215 110H216V112H215ZM228 110H229V109H228ZM232 110H233V109H232ZM56 111H57V110H56ZM94 111H95V110H94ZM104 111H106V110H104ZM104 111H101V114H102ZM110 111H112V110L110 109ZM117 111H118V110H117ZM191 111H192V110H191ZM191 111H190V113H189V116H190V114H191ZM195 111H197V110H195ZM2 112H3V111H2ZM8 112H9V111H8ZM10 112H11V111H10ZM17 112L19 113V111H17ZM17 112H16V114H18ZM40 112H41V111H40ZM61 112H62V111H61ZM61 112H60V113H61ZM79 112H80V111H79ZM86 112H87V111H86ZM118 112H119V111H118ZM125 112H126V109H125ZM130 112H131V111H130ZM150 112H151V111H150ZM154 112H155V111H154ZM167 112H169V111H167ZM220 112H221V113H220ZM233 112H235V111H233ZM253 112H254V110H253ZM253 112H251V114H252ZM255 112H256V111H255ZM6 113H7V112H6ZM27 113H28V112H27ZM35 113H36V112H35ZM82 113H85V111L82 112ZM109 113H110V112H109ZM123 113H124V112H123ZM127 113H128V111H127ZM145 113H146V112H145ZM163 113H165V110H164ZM170 113H171V112H170ZM187 113H188V112H187ZM224 113H226V109H225V112H224ZM236 113H237V112H236ZM58 114H59V113H58ZM65 114H66V113H65ZM68 114H69V113H68ZM79 114H80V113H79ZM91 114H92V113H91ZM96 114H97V113H96ZM99 114H100V113H99ZM115 114H116V113H115ZM128 114H129V113H128ZM128 114H126V116H130V115H128ZM147 114H148V113H147ZM161 114H162V113H161ZM199 114H198V116H199ZM202 114H203V113H202ZM213 114H214V116H213ZM215 114H216V115H215ZM229 114H230V113H229ZM6 115H7V114H6ZM14 115H15V113L13 114V116H14ZM19 115L21 116L20 113H19ZM52 115H53V114H52ZM52 115H51V116H52ZM56 115H57V114H56ZM69 115H70V114H69ZM76 115H77V114H76ZM76 115H75V116H76ZM110 115H111V114H110ZM110 115H109V117H110ZM117 115H118V113H117ZM167 115H168V114H167ZM191 115H192V114H191ZM227 115H228L227 113H226L225 115H223V116H226L225 119H226V118H229V116H230L231 114H230L229 116H227ZM234 115H235V114L232 113L231 116L233 117ZM252 115H253V114H252ZM9 116H11V115H9ZM20 116H19V117H20ZM24 116H26V119L28 118L27 115H23L22 117H24ZM29 116H30V115H29ZM43 116H45V115H43ZM51 116H50V117H51ZM168 116H169V115H168ZM174 116H175V115H174ZM189 116H188V117H189ZM204 116H205V114H204ZM216 116H217V117H216ZM231 116H230V117H231ZM235 116H236V115H235ZM235 116H234V117H235ZM254 116H256V115H254ZM1 117H2V116H1ZM15 117H16V115H15ZM35 117H36V116H35ZM79 117H81V116H79ZM84 117H85V116H84ZM112 117H113V115H112ZM141 117H142V116H141ZM157 117H158V116H157ZM162 117H163V116H162ZM164 117H165V115H164ZM200 117H201V116H199V119L201 120ZM212 117H213V118H212ZM262 117L264 118V116H262ZM262 117H261V118H262ZM17 118H18V116H17ZM62 118H63V116H62ZM65 118H66V117H65ZM69 118H70V117H69ZM107 118H108V116H107ZM137 118H138V117H137ZM143 118H144V117H143ZM159 118H160V116L158 117V119H159ZM205 118H206V117H205ZM208 118H209V117H208ZM222 118H224V117H222ZM252 118H253V116H252ZM261 118H259V120H260ZM0 119H1V118H0ZM20 119H21V118H20ZM22 119H23V118H22ZM24 119H25V118H24ZM41 119H42V118H41ZM41 119H40V120H41ZM56 119H57V117H56ZM75 119H76V118H75ZM82 119H83V118L81 117V120H82ZM94 119H95V118H94ZM110 119L113 121V118H110ZM150 119H151V118H150ZM161 119H163V118H161ZM165 119H167V118L165 117L163 120H165ZM169 119H170V118H169ZM196 119H197V118H196ZM1 120H2V119H1ZM9 120H10V119H9ZM18 120H19V118H18ZM61 120H62V119H61ZM99 120H100V119H99ZM106 120H107V119H106ZM131 120H132V119H131ZM140 120L142 121V119H140ZM154 120H155V119H154ZM173 120H175V118H174ZM173 120H172V122H173ZM176 120H177V119H176ZM176 120H175V121H176ZM203 120H205V122H207L206 119L203 118ZM220 120H221V119H220ZM254 120H255V118H254ZM254 120H253V122H251L250 125H252L253 123H255L256 126L260 128V125H257V122L254 121ZM261 120H262V119H261ZM261 120H260V121H261ZM56 121H57V120H56ZM59 121H60V120H59ZM64 121H65V120H64ZM64 121H61V122H64ZM82 121H83V120H82ZM86 121H87V120H86ZM94 121H95V120H94ZM129 121H130V120H129ZM170 121H171V120H170ZM201 121H202V120H201ZM225 121H226V120H225ZM262 121H263V120H262ZM262 121H261V122H262ZM15 122H17V123L15 124V125H17L18 122H20V121H14V123H15ZM21 122H22V121H21ZM24 122L26 123V121H24ZM51 122H52V121H51ZM67 122H68V121H67ZM90 122H91V121H90ZM131 122H132V121H131ZM165 122H166V120H165ZM178 122H180V121H178ZM205 122H204L205 125H208V126L213 125V124L209 125L211 122H210L209 124H208V123L206 124ZM231 122H232V121H231ZM43 123H44V122H43ZM73 123H74V122H73ZM84 123H86V122H84ZM112 123H113V122H112ZM132 123H133V122H132ZM190 123H191V122H190ZM195 123H197V122L195 121ZM198 123H199V122H198ZM214 123H215V121H214ZM220 123H221V122H220ZM220 123H218V125H222V123H221V124H220ZM233 123H234V122H233ZM4 124H5V123H4ZM8 124H9V122H8ZM10 124H11V123H10ZM22 124H24V123H22ZM22 124L20 123V125H19V124H18V125L21 126ZM32 124H33V123H32ZM60 124H61V123H60ZM60 124H59V125H60ZM82 124H83V123H82ZM82 124H81V125H82ZM94 124H95V123H94ZM146 124H148V123H146ZM158 124H159V123H158ZM170 124H171V123H170ZM173 124H175V123L173 122ZM199 124H200V123H199ZM202 124H203V123H202ZM204 124H203V125H204ZM216 124H217V123H216ZM216 124H215L213 127H215V129H216V128L218 129L220 126L217 127ZM255 124H254V126H255ZM39 125H40V124H39ZM44 125H46V124H44ZM44 125H43V126H44ZM49 125H50V124H49ZM64 125H65V124H64ZM70 125L72 126V124H70ZM78 125H79V124H78ZM88 125H89V124H88ZM98 125H99V124H98ZM106 125H107V123H106ZM144 125H145V124H144ZM200 125H201V124H200ZM245 125H246V124H245ZM261 125H262V124H261ZM12 126H13V125H12ZM19 126H18V127H19ZM46 126H47V125H46ZM67 126H69V125H67ZM86 126H87V125H86ZM89 126H90V125H89ZM103 126H104V125H103ZM164 126H165V125H164ZM171 126H172V125H171ZM173 126H175V125H173ZM178 126H179V125H178ZM190 126H191V124H190ZM190 126H189V129H190ZM192 126H193V125H192ZM192 126H191V127H192ZM227 126H230L231 129H232V125L228 124ZM256 126H255V127H256ZM262 126H263V125H262ZM13 127H15V126H13ZM39 127H40V126H39ZM51 127H52V126H51ZM81 127H83V126H81ZM97 127H98V126H97ZM108 127H109V126H108ZM125 127H126V126H125ZM127 127H128V126H127ZM140 127H141V126H140ZM140 127L138 126V128L136 129V130H137V133H139V131H140L139 128H140ZM143 127L145 128V126H143ZM143 127H142V128H143ZM151 127H152V126H151ZM155 127H156V125H155ZM199 127H200L201 129L203 128V127H201V126H199ZM221 127H222V126H221ZM252 127H253V126H252ZM10 128H11V127H10ZM15 128H16V127H15ZM19 128H20V127H19ZM29 128H30V127H29ZM33 128H34V127H33ZM69 128L71 129V127H69ZM77 128H78V127H77ZM85 128H86V127H85ZM89 128H90V127H89ZM98 128H100V126H99ZM128 128H129V127H128ZM133 128H134V126H133ZM133 128H132V129H133ZM156 128H157V127H156ZM171 128H172V127H171ZM192 128H195V127L193 126ZM210 128H212V126H211ZM225 128H226V127H225ZM225 128H224V129H225ZM262 128H263V127H262ZM16 129H18V128H16ZM34 129H35V128H34ZM52 129H53V127H52ZM61 129H62V128H61ZM64 129H65V128H63V130H64ZM66 129H68V127H67ZM70 129H68V130H70ZM86 129H87V128H86ZM92 129H93V128H92ZM107 129H108V128H107ZM107 129H106V126H105V130H107ZM126 129H127V128H126ZM138 129H139V131H138ZM195 129H197V128H195ZM195 129L192 130V131L196 132ZM217 129H216V130H217ZM228 129H229V128H228ZM3 130H4V129H3ZM20 130H21V129H19L18 131H20ZM35 130H36V129H35ZM53 130H54V129H53ZM89 130H90V129H89ZM122 130H123V129H122ZM122 130H121V132H122ZM180 130H181V129H180ZM202 130H203V129H202ZM205 130H206V128H205ZM205 130H204V132H205ZM212 130H214V129H212ZM220 130H221V132H222L223 129H220ZM225 130H226V129H225ZM225 130H223V131H224V135H222L223 137L226 135L225 133L228 132L227 130H226V131H225ZM30 131H31V130H30ZM33 131H34V130H33ZM72 131L75 133L74 130H72ZM72 131H71V132H72ZM96 131H97V130H96ZM109 131H110V129H108L106 132L108 133ZM124 131H125V130H124ZM124 131H123V132H124ZM129 131H130V130H129ZM142 131H143V130H142ZM176 131H177V130H176ZM190 131H191V130H190ZM198 131H199V130H198ZM253 131H254V129H253ZM253 131H252V132H253ZM7 132H8V131H7ZM37 132H38V131H37ZM49 132H50V131H49ZM52 132H53V131H52ZM90 132H91V131H90ZM164 132H165V131H164ZM178 132H179V131H178ZM182 132H183V131H182ZM186 132H187V131H186ZM200 132H201V135L204 133L203 131H200ZM206 132H208V131L206 130ZM206 132H205V133H206ZM210 132H212V131H210ZM219 132H220V131H219ZM250 132H251V131H250ZM252 132H251V133H252ZM255 132H256V130H255ZM38 133H39V132H38ZM92 133H93V131H92ZM97 133H98V132H96V135H97ZM113 133H114V132H113ZM124 133H125V132H124ZM141 133H143V132H141ZM192 133H193V132H192ZM192 133H191V134H192ZM197 133L199 134V132H197ZM205 133H204V135H203V139L205 138V137H204L205 135L207 136V134H205ZM251 133L249 134L250 138L256 136L255 134L253 135L254 132H253L252 134H251ZM260 133H261V132H260ZM0 134H1V133H0ZM16 134H17V133H16ZM21 134H22V133H21ZM57 134H58V133H57ZM70 134H71V133H70ZM72 134H73V133H72ZM76 134H77V133H76ZM84 134H85V133H84ZM108 134L111 136L110 133H108ZM126 134H129V132L126 133ZM135 134H136V131H135ZM145 134H146V135H150L151 133L149 134V130H148V133L145 132ZM172 134H173V133H172ZM184 134H185V133H184ZM4 135H5V134H4ZM38 135H39V134H38ZM50 135H51V133H50ZM60 135H61V134H60ZM60 135H59V136H60ZM102 135H103V134H102ZM114 135H115V134H114ZM129 135H130V137H133V135H131V132H130ZM141 135H142V134H141ZM164 135H166V134H164ZM181 135H182V134H180L179 136H181ZM185 135H186V134H185ZM209 135H210V133L208 134V136H209ZM220 135H221V134H220ZM19 136H20V134H19ZM23 136H24V135H23ZM33 136H34V135H33ZM46 136H47V135H45V138H46ZM70 136H71V135H70ZM73 136H74V135H73ZM73 136H72V137H73ZM83 136H84V135H83ZM85 136H86V135H85ZM136 136H139V135H135L134 137H136ZM168 136H169V134H168ZM186 136H187V135H186ZM191 136H194V134L191 135ZM222 136H221V137H222ZM229 136H230V135H229ZM29 137H30V135H29ZM53 137H54V135H53ZM98 137H99V136H98ZM181 137H182V136H181ZM227 137H228V136H227ZM227 137H226V138H227ZM21 138H22V137H21ZM37 138H38V137H37ZM45 138H44V140H45ZM100 138H101V137H100ZM102 138H103V137H102ZM111 138H113V137H111ZM115 138H116V137H115ZM115 138H114V139H115ZM126 138H127V135H126ZM126 138H124V140H125ZM143 138H144V137H143ZM150 138L153 139V137H150ZM185 138H186V137H185ZM199 138H201V137L199 136ZM207 138H208V137H207ZM212 138H213V136L210 137V139H212ZM219 138H220V137H219ZM228 138H229V137H228ZM15 139H16V138H15ZM26 139H27V138H26ZM46 139H47V138H46ZM67 139H68V138H67ZM74 139H75V138H74ZM103 139H104V138H103ZM105 139H106V138H105ZM132 139H133V138H132ZM195 139H196V138H195ZM216 139H217V138H216ZM220 139H221V138H220ZM232 139H233V138H232ZM252 139H255V138H252ZM252 139H248V140H247L248 143L246 142V143H247L246 145H248V144H249V141L252 140ZM262 139H263V138H262ZM262 139H261V141H262ZM19 140H20V139H19ZM32 140H33V139H32ZM41 140H42V139H41ZM50 140H51V139H50ZM70 140H71V139H70ZM135 140H136V138H135ZM141 140H142V138H141ZM148 140H149V139H148ZM148 140H147V141H148ZM196 140H198V139H196ZM204 140H206V139H204ZM223 140H224V138H223ZM243 140H244V139H243ZM4 141H5V140H4ZM47 141H48V140H47ZM90 141H91V140H90ZM103 141H104V140H103ZM106 141H107V140H106ZM120 141H121V140H120ZM127 141H128V143H129L131 140L129 141L128 138H127ZM127 141H125V144H126V145H128ZM136 141H138V139H137ZM165 141H167V140H165ZM168 141H169V140H168ZM190 141H191V140H189V142H190ZM206 141H207V142H206ZM206 141H205V143H210L211 140L207 139ZM208 141H209V142H208ZM213 141H214V139H213ZM231 141H232V140H231ZM257 141H258V140H257ZM21 142H24V141H21ZM76 142H77V141H76ZM115 142H116V141H115ZM131 142H134V139H133ZM131 142H130V143H131ZM151 142H152V141H151ZM192 142H193V141H191L189 144L192 145ZM197 142H198V141H197ZM200 142H201V141H199V143H200ZM258 142H259V141H258ZM3 143H4V142H3ZM5 143H6V142H5ZM36 143H37V142H36ZM47 143H48V142H47ZM65 143H66V142H65ZM116 143L118 144V142H116ZM121 143H122V142H121ZM148 143H149V142H148ZM176 143H177V142H176ZM199 143H198V145H197L198 148H199ZM201 143H202V142H201ZM222 143H225V142H222ZM256 143H257V142H256ZM19 144H20V141H19ZM77 144H78V143H77ZM107 144H108V143H107ZM136 144H138V143H136ZM186 144H187V141H186ZM210 144H211V143H210ZM210 144H208V146H207V144H206V146H207L208 149H211L210 147L212 146V144H211V146H210ZM251 144H253V143H251ZM2 145H3V144H2ZM9 145H10V146L12 145L11 141H10V144H9ZM15 145H16V144H15ZM43 145H44V144H43ZM119 145H120V144H118V146H119ZM121 145L124 146V144H121ZM129 145H130V144H129ZM132 145H133V144H132ZM148 145H149V144H148ZM181 145H182V144H181ZM187 145H188V144H187ZM246 145H245V146H246ZM0 146H1V145H0ZM10 146H9V147L5 146V147L11 149ZM17 146H18V145H17ZM20 146H21V145H20ZM20 146H19V147H20ZM34 146H35V145H32V148H33ZM40 146H42V145H40ZM46 146H47V145H46ZM52 146H53V145H52ZM111 146H112V145H111ZM111 146H110V147H111ZM141 146H142V145H141ZM153 146H154V145H153ZM204 146H205V145H204ZM206 146H205V149H206ZM209 146H210V147H209ZM214 146H215V145H214ZM2 147H3V146H2ZM44 147H45V146H44ZM49 147H50V146H49ZM115 147H117V145H116ZM115 147H114V148H115ZM128 147H129V146H128ZM128 147H124V148L127 149ZM130 147H131V145H130ZM130 147H129V149H130ZM145 147H146V146H145ZM195 147H196V146H195ZM197 147H196V148H197ZM200 147H201V146H200ZM202 147H203V146H202ZM216 147H217V145H216ZM219 147H220V145H219ZM13 148H14V146H13ZM21 148H22V146H21ZM27 148H28V147H27ZM35 148H36V147H35ZM38 148H39V147H38ZM55 148H56V147H55ZM117 148H118V147H117ZM131 148H132L133 150H137V149H138V150H139V155H141V152H142V150H140L141 147L139 148V147H136V146H132ZM134 148H135V149H134ZM152 148H153V147H152ZM152 148H151V149H152ZM154 148H155V146H154ZM157 148H158V147H157ZM9 149H8V150H9ZM24 149H26V147H25ZM24 149H23V150H24ZM28 149H30V148H28ZM39 149L41 150V148H39ZM39 149H38V150H39ZM43 149H45V148H43ZM99 149H100V148H99ZM178 149H180V148L178 147ZM181 149H182V153H183L184 157H183V155H182V158H180V157H178V158L181 159V160L185 159V161H186L187 157H185L184 151H186L187 149H186V150H183L182 146H181ZM215 149H217V148H215ZM220 149H221V148H220ZM2 150H3V149H2ZM20 150H21V149H20ZM23 150H22V152H24ZM30 150H31V149H30ZM40 150H39V151H40ZM53 150H55V149H53ZM113 150H114V149H113ZM115 150H116V149H115ZM119 150H120V149H119ZM133 150L131 151V149H130V151H131L130 154L127 153V154L129 155V160H130V156H131V157L133 156V158H134V156H135V154H136ZM189 150H190V149H189ZM197 150H198V149H197ZM197 150H196V151H197ZM211 150H212V149H211ZM222 150H223V149H222ZM240 150H241V149H240ZM247 150H248V149H247ZM146 151L150 153V151H148V149H146ZM187 151H188V150H187ZM196 151H195V152H196ZM216 151H217V150H216ZM226 151H227V150H226ZM230 151H231V150H230ZM243 151H244V150H243ZM254 151H255V150H254ZM263 151H264V149H263ZM0 152H1V151H0ZM33 152H34V151H33ZM46 152H47V151H46ZM54 152H55V151H54ZM121 152H122V151H121ZM127 152H128V151H127ZM136 152H137V151H136ZM144 152H145V151H143V153H144ZM147 152H145V153H147ZM195 152L193 151L194 154H195ZM199 152H200V150H199ZM204 152H205V151H204ZM211 152H213V150H212ZM211 152H210V153H211ZM214 152H215V150H214ZM227 152H228V151H227ZM256 152H258V149L256 150ZM1 153H2V152H1ZM11 153H12V151H11ZM14 153H15V151H14ZM25 153H26V152H25ZM36 153H37V152H36ZM36 153H35V154H36ZM42 153H44V152H42ZM117 153H118V154H117ZM117 153H116L117 155H120V156H118V157L121 158V154H119V152H117ZM124 153H125V152H124ZM132 153H134V155H133ZM145 153H144V154H145ZM149 153L146 154L145 158H146L147 156L149 157V155H150L152 158L149 157L150 160L148 161V157H147V159H146L147 162H151V159L153 160V158H154L153 154L155 155V153H157V151H155V153H153V154H152V152H151L150 154H149ZM191 153H192V152H191ZM196 153H197V152H196ZM208 153H209V152H208ZM210 153H209V156H208V155L206 156V157L208 158V159H206V160H208V161H209V158H210ZM245 153H246V152H245ZM252 153H253V152H252ZM4 154H5V153H4ZM23 154H24V153H23ZM38 154H39V153H38ZM44 154H46V153H44ZM44 154H43V155H44ZM50 154H52V153H50ZM127 154H126V155H127ZM131 154H132V155H131ZM148 154H149V155H148ZM197 154H198V153H197ZM197 154H195V155L192 154V155L195 156V157H193V156H191V155H190V156H191V158L193 157V159L198 160V159H197V156H196ZM204 154H205V153H204ZM212 154H213V153H212ZM216 154H217V155H213V157L215 156V157L213 158L214 161L216 160L215 158H216L217 156L219 157V155H222V154H219V153H216ZM228 154H230V152H229ZM263 154H264V153H263ZM5 155H6V154H5ZM26 155H27V153H26ZM31 155H32V154H31ZM36 155H37V154H36ZM100 155H101V154H100ZM126 155H125V156H126ZM142 155H143V154H142ZM176 155H177V153H176ZM187 155H188V154H187ZM205 155H206V154H205ZM246 155H247V154H246ZM38 156H39V155H38ZM45 156H46V155H45ZM45 156H44V157H45ZM106 156H108V155H106ZM110 156H111V155H110ZM33 157H34V156H33ZM40 157H41V156H40ZM51 157H52V156H51ZM126 157H127V156H126ZM139 157H141V159H143L142 156H137V160H136L137 162L140 161V160H138ZM225 157H226V156H225ZM8 158H9V157H8ZM27 158H28V157H27ZM76 158H77V157H76ZM124 158H125V157H124ZM155 158H156V157H155ZM155 158H154V159H155ZM160 158H161V156H160ZM170 158H171V156H170ZM178 158H176V159L178 160ZM191 158H189V159H191ZM4 159H6V158H4ZM9 159H10V158H9ZM20 159H21V158H20ZM20 159H18V160H20ZM39 159H40V158H39ZM44 159H45V158H44ZM67 159H68V158H67ZM77 159H78V158H77ZM104 159H105V158H104ZM127 159H128V158H127ZM134 159H135V158H134ZM158 159H159V157H158ZM193 159H192V160H193ZM219 159H220V158H219ZM225 159H226V158H225ZM225 159H224V161H225ZM237 159H238V158H237ZM30 160H31V159H30ZM45 160H46V159H45ZM177 160H175V159H174V160H170V162H174V163H175ZM181 160H180V161H181ZM187 160H188V159H187ZM192 160H191L190 162H192ZM196 160H195V161H196ZM238 160H239V159H238ZM255 160H256V159H255ZM3 161H5V160H3ZM8 161H9V160H8ZM12 161H13V160H12ZM14 161H15V160H14ZM21 161H22V160H21ZM31 161H32V160H31ZM31 161H30V162H31ZM33 161H34V160H33ZM35 161L37 162V160H35ZM41 161H42V159H41ZM41 161H40V162H41ZM43 161H44V160H43ZM86 161H87V160H86ZM124 161H125V160H124ZM127 161H128V160H127ZM133 161H134V160H133ZM133 161H132V162H133ZM136 161H135V162H136ZM155 161H156V160H155ZM166 161L168 162V159H167ZM166 161H165V162H166ZM199 161H200V160H199ZM220 161H221V159H220ZM261 161H262V160H261ZM40 162H39V163H40ZM59 162H60V161H59ZM65 162H67V161H64V164H66V165H67L66 167H68V162H67V163H65ZM70 162H72V161H70ZM80 162H81V161H80ZM116 162H117V161H116ZM135 162L132 163L133 166H131V167H130V165H131V160H130V165H129V166H128L127 164H125V163H124V164H125L127 167H129V168H127V171H128V172L130 171L129 173L132 174V175H133L134 173H136V175H134V177H137V172H135V171H136V169H135V166H136V165L134 164ZM137 162H136V163H137ZM188 162H189V161H186V164H187V165H188ZM190 162H189V163H190ZM216 162H217V160H216ZM240 162H241V161H240ZM240 162H239V165H238V166H240V164H242V162H241V163H240ZM253 162H255V161H253ZM18 163H19V162H18ZM21 163H22V162H21ZM33 163H34V162H33ZM43 163H44V162H43ZM84 163H85V162H84ZM103 163H104V162H103ZM108 163H109V162H108ZM156 163H158V161H156ZM181 163H182V168H181L180 166H177V165H178L177 163L174 164L175 166H174L173 168L176 169V170L178 171V169H177L178 167H180L181 170L183 169V167H187V168L189 167V166H183V162H181ZM192 163H193V162H192ZM196 163H197V161H196ZM196 163H194V164H196ZM208 163H209V162H208ZM208 163H206V164H207V166L209 167V164H208ZM220 163H221V162H220ZM226 163H227V162H226ZM244 163H245V161H244ZM7 164H8V163H7ZM27 164H28V163H27ZM45 164H46V163H45ZM45 164H44V165H45ZM53 164H54V163H53ZM55 164H56V163H55ZM73 164H74V163H73ZM75 164H77V163L75 162ZM75 164H74V166H75ZM110 164H111V163H110ZM110 164H109V165H110ZM186 164H185V165H186ZM194 164L192 165V164L190 163V166L192 165V166L189 168L190 171L194 170V169H191L192 167H194ZM218 164H219V163H218ZM218 164H217V165H218ZM221 164H222V163H221ZM224 164H225V163H224ZM228 164H229V163H228ZM255 164H256V163H255ZM14 165H15V164H14ZM19 165H20V164H19ZM22 165H23V164H22ZM38 165H39V164H38ZM40 165H41V163H40ZM48 165H49V164H48ZM56 165L58 166V164H56ZM69 165H70V164H69ZM91 165H92V164H91ZM121 165H122V164H121ZM141 165L143 166V164H141ZM158 165H159V164H158ZM196 165H198V163H197ZM196 165H195V167H197ZM199 165H201V164L199 163ZM226 165H227V164H226ZM8 166H9V165H7L6 167H8ZM24 166H25V164H24ZM59 166L61 167V165H59ZM95 166H96V165H95ZM95 166H93V167H95ZM104 166H106V165H104ZM165 166H167V163H165L164 167H165ZM176 166H177V167H176ZM218 166H220V164H219ZM227 166H228V165H227ZM249 166H250V165H249ZM253 166H254V165H253ZM42 167H43V166H42ZM50 167H51V166H50ZM50 167H48V169H49ZM60 167H59V168H60ZM75 167H76V166H75ZM108 167H109V166H108ZM136 167H137V166H136ZM153 167H154V166H153ZM157 167H158V166H156V167H154V168H157ZM161 167H163V166H161ZM175 167H176V168H175ZM195 167H194V168H195ZM220 167H221V166H220ZM250 167H251V166H250ZM250 167H249V168H250ZM254 167H255V166H254ZM263 167H264V165H263ZM11 168H12V167H11ZM17 168H18V167H17ZM46 168H47V167H46ZM55 168H56V167H55ZM62 168H64V167H62ZM96 168H97V166L95 167V169H96ZM99 168H100V167H99ZM120 168H121V167H120ZM130 168H133V170H135V171H134L133 173H131V171H133V170L130 169ZM140 168H142V167H140ZM187 168H186V169H187ZM201 168H202V167H201ZM226 168H227V167H226ZM229 168H230V167H229ZM259 168H260V167H258V169H259ZM3 169H4V168H3ZM25 169H26V168H25ZM32 169H33V168H32ZM32 169H31V170H32ZM80 169H82V168H80ZM84 169H85V168H84ZM97 169H98V168H97ZM118 169H119V168H118ZM118 169H117V171H118ZM128 169H130V170H128ZM247 169H248V168H247ZM260 169L262 170V169H264V168H260ZM0 170H1V169H0ZM9 170H10V168H9ZM14 170H15V169H14ZM31 170H30V171H31ZM50 170H51V169H50ZM52 170H53V169H52ZM76 170H78V167H76L74 171H76ZM82 170H83V169H82ZM122 170H123V169H122ZM124 170H126V169H124ZM183 170H184V169H183ZM202 170H203V169H202ZM218 170H220V169H218ZM230 170H231V169H230ZM251 170H252V169H251ZM3 171H4V170H3ZM17 171H19V169H18ZM25 171H26V170H25ZM44 171H45V170H44ZM54 171H55V170H54ZM59 171L61 172V169H59L58 172H59ZM92 171L94 172V170H92ZM114 171H116V170L114 169ZM137 171H139V170L137 169ZM142 171H144L143 168H142ZM152 171H153V170H152ZM203 171H204V170H203ZM11 172H12V171H11ZM22 172H23V171H22ZM31 172H32V171H31ZM42 172H43V171H42ZM84 172H86V171L83 170V171H82V174H83ZM185 172H187V171L185 170ZM227 172H228V171H227ZM233 172H234V171H233ZM250 172H251V171H250ZM252 172H253V171H252ZM79 173H80V171H79ZM91 173H92V172H91ZM91 173H89V174H91ZM110 173H112V175H114V179L112 178L113 181L116 180V175H118V176L120 175V174H117L118 172H116V174H113V172H110ZM110 173H109V174H110ZM114 173H115V172H114ZM120 173H121V175H122L123 172H121V170H120ZM146 173H147V172H146ZM180 173H181V171L179 170V174H180ZM191 173L194 174L195 172L193 171V172H191ZM198 173H199V172H198ZM225 173H226V172H225ZM229 173H230V172H229ZM253 173H254V172H253ZM31 174H32V173H31ZM44 174H45V173H44ZM49 174H50V173H49ZM70 174H73V173L71 172ZM96 174H97V172H96ZM161 174H162L161 176H165V175H166V173H161ZM182 174H183V171H182ZM184 174H186V173H184ZM184 174H183V175H184ZM206 174H207V173H206ZM210 174H211V173H210ZM220 174H221V171H220ZM220 174H219V175H220ZM239 174H240V173H239ZM260 174H261V173H260ZM9 175H10V174H9ZM38 175H39V174H38ZM54 175H55V172H54ZM74 175H75V174L71 175V178L74 177ZM84 175H85V174H84ZM132 175H131V176H132ZM138 175H139L138 177L141 179L142 177H140V173H139ZM141 175H143V174H141ZM183 175H182V177H183ZM197 175H198V174H197ZM202 175H204V174H202ZM214 175H215V174H214ZM7 176H8V175H7ZM7 176H6V177H7ZM21 176H22V175H21ZM21 176H20V177H21ZM25 176L27 177V175H24V177H25ZM30 176H32V175H30ZM46 176H47V174H46ZM104 176H105V175H104ZM151 176H152V175H151ZM178 176H179V177H178ZM178 176H176V177H178V178H182L180 175H178ZM194 176H196V175H193V176L191 175V178L194 177ZM224 176H225V174H224ZM224 176H223V177H224ZM252 176H253V175L251 174V177H252ZM260 176H261V178H260L259 176L257 177L258 180H259V179L262 180V176H263V175L261 174ZM20 177H19V178H20ZM32 177H33V176H32ZM32 177H31V179H32ZM84 177H85V176H84ZM86 177H87V174H86ZM120 177H122V176H120ZM134 177H133V178H134ZM138 177L136 178V180L138 179V181H139V178H138ZM147 177H148V176H147ZM149 177H150V176H149ZM165 177H166V176H165ZM168 177H169V175H167V178H168ZM210 177H211V176H210ZM223 177H222V178H223ZM22 178H23V177H22ZM35 178H36V177H35ZM43 178H44V175L42 176V179H43ZM48 178H50V177L48 176ZM57 178H58V177H57ZM74 178H75V177H74ZM93 178H94V177H93ZM95 178H96V177H95ZM95 178H94V179H95ZM122 178H123V177H122ZM122 178H121V180H122ZM150 178H151V177H150ZM178 178H176V179H178ZM206 178H207V177H206ZM234 178H235V177H234ZM4 179H5V178H4ZM4 179H2V180H4ZM14 179L17 181L16 178H14ZM26 179H28V178H26ZM105 179H106V178H105ZM224 179H225V178H224ZM8 180H9V179H8ZM22 180H23V179H22ZM40 180H41V179H40ZM40 180H39V182H38L37 184L40 183V186H41V181H40ZM49 180H50V179H49ZM57 180H58V179H57ZM63 180H64V179H63ZM65 180H66V179H65ZM69 180H70V179H69ZM78 180H80V179H78ZM102 180H103V182L105 183L104 179H102ZM128 180H129V178H128ZM128 180L126 179V182H125V183L129 184ZM149 180H150V179H148V181H149ZM218 180H219V179H218ZM260 180H259V181H260ZM13 181H14V180H13ZM35 181H36V180H35ZM44 181H46V179H45ZM55 181H56V180H55ZM55 181H54V182H55ZM138 181H136L137 184H138ZM142 181H144V180L141 179L139 182H140L141 184H142V183H145V181H144V182H142ZM165 181H167L166 178H165ZM178 181H179V180H178ZM192 181L195 182V181H194V178H193ZM219 181H220V180H219ZM225 181H226V179H225ZM245 181H246V180H245ZM1 182H2V181H1ZM18 182H19V184L21 183L20 181H18ZM18 182H16V183H17L16 185H19ZM62 182H63V181H61V183H62ZM64 182H66V183H65V186H64L65 189H66V187L68 188L67 185H69L70 182L68 181V178H67V181H64ZM73 182H74V181H73ZM77 182H78V181H77ZM94 182H95V181H94ZM109 182H110V181H108L107 183L109 184ZM116 182H117V180H116ZM152 182H153V181H152ZM152 182H151V185H152ZM167 182H168V181H167ZM261 182H262V181H261ZM22 183H23V181H22ZM49 183H51V182H49ZM49 183H43V184H49ZM80 183H83V182H80ZM88 183H89V182H88ZM117 183H118V182H117ZM149 183H150V182H149ZM153 183H155V185H156V181H154ZM160 183H161V182H160ZM165 183H166V182H165ZM165 183H163V184H165ZM237 183H238V182H237ZM23 184H25V183H23ZM62 184H63V183H62ZM66 184H67V185H66ZM71 184H73V183H71ZM93 184H94V183H93ZM99 184H100V183H99ZM105 184H106V183H105ZM108 184H107L106 186H107L108 188H110L112 184L109 185L110 187L108 186ZM118 184H119V183H118ZM147 184H148V183H147ZM147 184H144V185H143V186L145 187V189L147 188ZM163 184H162V185H163ZM192 184L194 185V183H192ZM224 184H225V183H224ZM226 184H227V182H226ZM2 185H4V184H2ZM52 185H53V184H52ZM52 185H48V186L51 187ZM57 185H59V186H58V187H55L54 189H57V188H58L57 190H59V187H60L61 184L57 183ZM57 185H56V186H57ZM63 185H64V184H63ZM80 185H81V184H80ZM94 185H95V184H94ZM97 185H98V183H97ZM97 185L94 186V187H97ZM119 185H120V184H119ZM119 185H118V186H119ZM220 185H221V184H220ZM259 185L262 186L263 184L261 183V184H259ZM38 186H39V185H38ZM48 186H47V185H44V187H46V189H45L44 187L41 188V189H44V192H43V191H40L41 189H39L38 191H40V196L36 195V197H34V198L39 197V201H41L42 198H41V200H40V197H43L41 192L45 193V191L48 189V188H47ZM54 186H55V185H53L52 187H54ZM61 186H62V185H61ZM99 186H100V185H99ZM101 186H102V185H101ZM106 186L104 185L103 188H105ZM116 186H117V184H116ZM209 186H210V185H209ZM209 186H208V187H209ZM211 186H212V185H211ZM227 186H228V185H227ZM227 186H226V187H227ZM240 186H241V185H240ZM252 186H254V185L252 184ZM11 187H12V186H11ZM35 187H36V186H35ZM64 187H62V188H64ZM69 187H71V186L69 185ZM73 187H74V186H73ZM75 187H76V186H75ZM83 187H84V186H83ZM136 187H137V186H136ZM161 187H163V186H161ZM165 187H166V186H165ZM238 187H239V186H238ZM238 187H237V189H238ZM256 187H257V186H256ZM22 188H24V187H22ZM38 188H39V187H38ZM108 188H106V189H108ZM124 188H126V187H124ZM148 188H149V187H148ZM148 188H147V189H148ZM158 188H159V187H158ZM163 188H164V187H163ZM167 188H169V187H167ZM167 188H165V189H167ZM193 188H194V187H193ZM202 188H203V187H202ZM204 188H205V187H204ZM206 188H207V187H206ZM220 188H221V187H220ZM223 188H224V186H223ZM240 188H241V187H240ZM242 188H243V187H242ZM242 188H241V189H242ZM34 189H35V188L33 187L32 191H33ZM51 189H52V188H51ZM54 189H52V190H53V193H54ZM76 189H77V188H76ZM94 189H95V190L93 191V193L96 194V192H98V191H96V189H98V187H97V188H94ZM117 189H118V187H117ZM119 189H120V188H119ZM119 189H118V190H119ZM155 189H156V188H154L153 191L156 193ZM195 189H196V187H195ZM210 189H211V187H210ZM212 189H213V188H212ZM212 189H211V190H212ZM225 189H226V188H225ZM68 190H70V188H68ZM84 190H85V189H84ZM115 190H116V189H115ZM126 190H127V189H125L124 191L126 192ZM139 190L142 191L141 189H139ZM157 190H160V189H157ZM167 190H168V189H167ZM226 190H227V189H226ZM243 190H244V189H243ZM16 191H17V190H16ZM32 191H30V192H32ZM55 191H56V190H55ZM64 191H65V190H64ZM66 191H67V189H66ZM108 191H109V192H108V196L106 195L107 197L110 196L109 193L111 194V192H112V188H110ZM120 191H123V189L121 188ZM120 191H119V193H120ZM147 191H148V190H147ZM160 191H162V190H160ZM160 191H157L159 195H161L162 193H164V191H162V192H160ZM165 191H166V190H165ZM168 191H169V190H168ZM200 191H201V190H200ZM5 192H7V191H5ZM56 192L58 193V191H56ZM56 192H55V193H56ZM68 192H69V191H67V194H68ZM128 192H129V191H127V193H126V194H127L126 196H127V200H128V202H129L128 196H129L130 194H131L130 197L132 196V198H130V199H132V200H134V201H137V200H135V199H137L138 197H137V198H134V197H133V196H134L133 194H135V193H132L133 191H132V192H129V193H128ZM138 192H139V191H138ZM159 192H160V193H159ZM221 192H222V191H221ZM21 193H22V192H21ZM37 193H38V192H37ZM59 193H62V192H59ZM64 193L66 194V192H64ZM80 193H81V191H80ZM80 193H79V194H80ZM112 193H113V192H112ZM143 193L145 194V191H144ZM209 193H210V192H209ZM219 193H220V192H219ZM14 194L16 195V197H15ZM14 194H13V197H14V200H13V201H14L15 203H17V204L19 203V202L16 200V199H17V196H22V200H23V198L25 197V195H22L23 193H22L21 195H19L20 193L18 194V192L14 193ZM33 194H35V192H34ZM65 194H64V196H65ZM70 194H71V193H70ZM83 194H84V193H83ZM83 194H82V195H83ZM113 194H118L117 190H116V192H114ZM120 194H121V193H120ZM137 194H138V193H137ZM156 194H157V193H156ZM229 194H230V193H229ZM263 194H264V193H263ZM263 194H262V195H263ZM0 195H1V193H0ZM11 195H12V194H11ZM46 195H47V194H46ZM51 195H52V194H51ZM51 195H50V196H51ZM90 195H92V193H90ZM99 195H100V194H99ZM123 195H125V194L122 193V196H123ZM146 195H148V193H147ZM149 195H150V194H149ZM149 195H148V196H149ZM162 195L164 196L165 194H162ZM162 195H161V196H162ZM200 195H201V194H200ZM32 196H33V195H32ZM52 196H54V195H52ZM58 196H60V195H58ZM64 196H63V197H64ZM106 196H105V197H106ZM111 196H112V194H111ZM136 196H137V195H136ZM168 196H169V195H168ZM195 196H197L196 193H195ZM195 196H194V197L192 196V198H195ZM26 197H28V194H27V193H26ZM46 197H47V196H46ZM46 197L44 196V199H45ZM54 197H55V196H54ZM54 197H50V198L55 199L56 197H55V198H54ZM66 197H67V196H65V198H66ZM86 197H87V196H86ZM90 197H92V196H88V199H89ZM97 197H98V196H97ZM112 197H114V196H112ZM141 197H142V196H141ZM145 197H146V196H144V198H145ZM149 197H150V196H149ZM149 197H148V198H149ZM151 197H152V196H151ZM211 197H212V196H211ZM2 198H4V194H3V197H2ZM5 198H6V197H5ZM15 198H16V199H15ZM31 198H32V200H33V197H31ZM31 198H30V199H31ZM50 198H49V200L52 201ZM79 198H80V197H79ZM115 198H116V197H115ZM115 198H113V199L111 198V200H110V199H109V200L112 201V203H114L113 200H115ZM117 198H118V196H117ZM117 198H116V199H117ZM124 198H125V197H123V198L120 199V200H122V202H119V201H120L119 198L117 199V201L115 200L116 203L118 202L117 205H119V203L122 205ZM142 198H143V197H142ZM144 198L142 199L143 201H142V200H139V199H138V201H139V202L142 201V202H140V203H143L144 201H146V199L144 200ZM146 198H147V197H146ZM148 198H147V199H148ZM162 198H163V200H165V196L162 197ZM166 198H167V197H166ZM262 198H263V197H262ZM47 199H48V197L46 198V200H47ZM60 199H63V198H60ZM77 199H78V198H77ZM151 199H152V198H151ZM155 199H157V198H155ZM155 199L153 198V200H155ZM207 199H208V198H207ZM0 200H1V198H0ZM37 200H38V199H37ZM46 200H44V203H45ZM49 200L46 201V203H48V206H49ZM55 200H57V199H55ZM55 200H53V203H54ZM64 200H65V199H64ZM75 200H76V199H75ZM105 200H106V202L109 201L108 199H105ZM118 200H119V201H118ZM125 200H126V199H125ZM132 200H130V201H132ZM166 200H167V199H166ZM192 200H193V203H194V199H192ZM195 200H196V198H195ZM214 200H215V199H214ZM11 201H12V200H11ZM16 201H17V202H16ZM39 201H38V202H39ZM83 201H84V200H83ZM94 201H95V200H94ZM94 201L91 202V205L93 204L94 207H95V206H97V207L99 206V207H100V205H101L100 201H99V204H100V205H98V204L96 205ZM101 201H102V199H101ZM155 201H156V200H155ZM158 201H159V200H158ZM168 201H169V200H168ZM209 201H210V200H209ZM30 202H31V201H30ZM35 202H36V200H34L33 203L36 204L37 202H36V203H35ZM126 202H127V201H126ZM126 202L123 203V205H124V204L127 205ZM128 202H127V203H128ZM159 202H160V201H159ZM214 202H215V201H214ZM235 202H236V201H235ZM15 203H14V204H15ZM31 203H32V202H31ZM31 203H30V204H31ZM39 203H40V202H39ZM70 203H72V202H70ZM108 203H109V202H108ZM108 203H107V206L109 205ZM116 203H114V204H115V207H116ZM132 203H133V202H130V203H129V206H131ZM134 203H135V202H134ZM136 203H138V202H136ZM136 203H135L134 205H136ZM146 203H147V202H146ZM146 203H145V204H146ZM150 203H151V206L154 205V204L151 202V200H149V204H150ZM161 203H162V202H161ZM161 203H159V204H161ZM197 203H198V202H197ZM236 203H237V202H236ZM2 204H4V203H2ZM17 204H15V205H17ZM19 204H20V203H19ZM22 204H23V201H22ZM30 204H29V205H30ZM41 204H43L42 201H41ZM63 204H64V203H63ZM86 204H87V201H86ZM86 204H85V201H84V203H81L80 205H81V207H82V206H84V205L86 206ZM94 204H95V205H94ZM164 204H165V203H164V201H163V205H164ZM173 204H174V203H173ZM191 204H192V203H191ZM43 205H44V204H43ZM80 205H78V206H80ZM112 205H113V204H112ZM132 205H133V204H132ZM140 205H141V204H140ZM140 205H138V207H139ZM157 205H158V204H157ZM157 205H156V206H157ZM163 205L161 204V205H159V206L161 207V206H163ZM167 205H168V204H167ZM1 206H2V205H1ZM17 206H19V205H17ZM22 206H23V205H22ZM24 206L27 207V204L25 205V203H24ZM30 206H32V204H31ZM36 206H37V205H36ZM36 206H35V207H36ZM45 206H46V205H45ZM45 206H43V208H42V211H43L44 215L46 214V212H45L44 210L47 209V208H46L47 206H46V207H45ZM55 206H56V205H55ZM85 206H84V207H85ZM127 206H128V205H127ZM129 206H128V207H125V209H126V210H127V209L129 210V209H130ZM142 206H146V205H142ZM148 206H149V205H148ZM165 206H166V204H165ZM217 206H218V205H217ZM32 207H33V206H32ZM41 207H42V206H41ZM62 207H63V206H62ZM62 207H61V208H62ZM72 207H73V206H72ZM99 207H98V208H99ZM108 207H110V205H109ZM121 207L123 208L124 206H121ZM121 207H120V208H121ZM132 207H133V206H132ZM132 207H131V208H132ZM233 207H234V206H233ZM239 207H240V206H239ZM239 207H238V209H237V213H235V215H234V212H233V215H234V216H232V217H233V218H232V223H229L230 220L228 221V223H229V226H228V227H229V228L231 227L230 224L237 225V228H238V229H239V227L242 228L239 232H236L235 228H234V230L232 229V233L234 234V236H235L236 238H237V237H240L241 239H240V238H239V239H236L231 233H229V234H231V236L234 237V239H236L237 242H236L235 244L238 245V241H239V240H240V241L243 240L242 238H247V239H248V238H252V237H254V239H255L256 241H261V242L264 243V241H262V240H264V239H263L262 237H260V235L263 234V232H262L263 229H262L261 231H260V230H254V228H252L251 226L246 225L244 218H243L242 216H240V214H239V213H241V209H242L241 207H240L241 209H239ZM33 208H34V207H33ZM38 208H39V207H38ZM45 208H46V209H45ZM61 208H59V209H61ZM75 208H76V207H75ZM110 208H111V207H110ZM118 208H119V206H117V208H115V209H117V210H114L115 212L117 211V212H116V213H117L116 215L119 214V213H118V210H119ZM139 208L141 209L142 207H139ZM139 208H138V210H139ZM149 208H150V207H149ZM154 208H155V206H154ZM154 208H152V209H154ZM157 208H158V207H157ZM157 208H155V210H156ZM167 208H169V207L167 206ZM171 208H172V207H171ZM228 208H229V207H228ZM228 208H227V209H228ZM235 208H237V207H235ZM235 208H232L231 210H234ZM30 209L32 210V208H30ZM59 209H57V210H59ZM77 209L79 210L78 212H77L75 209H73V210H75V211H74V212H75L74 214H76V213L79 214V212H81L80 215L78 216V217H80L83 211H80L81 208H79V207H77ZM103 209H104V208H103ZM125 209H124L123 213H125V216H126L127 213H126ZM194 209H195V206H194V208L192 207V211H193ZM5 210H6V209H5ZM5 210H4V211H5ZM21 210H22V209H20V211H21ZM31 210H30V211H31ZM40 210H41V209H40ZM55 210H56V209L54 208V211H55ZM57 210H56V211H57ZM99 210H100V209H99ZM143 210H145V209L143 208ZM143 210H142V211H143ZM168 210H169V209H168ZM242 210H244V208H243ZM0 211H1V210H0ZM17 211H18V209H17ZM20 211H19V212H20ZM120 211H121V209L119 210V212H120ZM132 211H133V209H132ZM140 211H141V210H140ZM149 211H153V210L150 209ZM166 211H167V210H166ZM101 212H103V211H101ZM115 212H114V214H112V210L109 209V215L112 214V216H113V215H115ZM121 212H122V211H121ZM121 212H120V215H119L120 218H121V216H122V215H121ZM145 212H148L147 209L145 210ZM159 212H161V211H159ZM168 212H170V211H168ZM171 212H172V211H171ZM178 212H179V211H178ZM180 212H181V211H180ZM180 212H179V213H180ZM228 212H229V211H228ZM228 212L226 211V214H228ZM24 213H25V212H24ZM24 213H23V214H24ZM37 213H38V212H37ZM54 213H55V212H54ZM56 213H57V215H56ZM56 213L54 214L55 217L61 215V213H60V215L58 214V211H57ZM103 213H104V212H103ZM140 213H141V212H140ZM224 213H225V212H224ZM62 214H63V213H62ZM68 214L71 216L72 213H68ZM68 214H67V215H68ZM74 214H72L73 217H72V216H71V217H72V218H75V220H76V218H78V217H76L77 215L75 216ZM104 214H105V213H104ZM150 214H152V213H150ZM193 214H194V213H193ZM193 214H192V215H193ZM39 215H40V212H39V214H38V219H37V217H35L36 219H35V218H34V219L39 221V220H40ZM52 215H53V214H52ZM54 215H53V216H54ZM67 215H66V216H67ZM101 215H102V214H101ZM109 215H108V218L111 216V215H110V216H109ZM130 215H131V212H130ZM137 215H138V214H137ZM157 215H158V214H157ZM195 215H196V214H195ZM3 216H4V215H3ZM45 216H46V215H45ZM66 216H65V215L63 216L64 219L66 218V219H68V221H69V218H67V217H69V216H67V217H66ZM74 216H75V217H74ZM104 216H105V215H104ZM123 216H124V215H123ZM123 216H122V221L125 220V219H124L125 216H124V217H123ZM133 216H135V215H133ZM143 216H145V215H143ZM152 216H153V214H152ZM154 216H155V215H154ZM170 216H171V215H170ZM175 216H176V215H175ZM224 216H225V215H224ZM224 216H223V218H224ZM32 217H33V216H32ZM46 217H47V216H46ZM46 217H44V218H46ZM51 217H52V216H51ZM55 217H54V219H56ZM116 217H117V216H116ZM119 217H118V219H120ZM128 217H129V216H128ZM135 217H137V216H135ZM138 217H139V216H138ZM149 217H150V216H149ZM149 217H147L146 219H150V220H151L152 218H149ZM158 217H160V213H159V216H158ZM177 217H178V216H177ZM48 218H49V215H48ZM52 218H53V217H52ZM126 218H127V217H126ZM130 218H132V215H131ZM130 218H129V219H130ZM156 218H157V217H156ZM156 218L153 219V220H158V219H156ZM171 218H172V217H171ZM212 218H213V217H212ZM29 219H30V218H29ZM58 219H59V217H58ZM109 219H111V218H109ZM112 219H113L112 222H114V218H113V217H112ZM123 219H124V220H123ZM146 219L144 218V220H142V221H145ZM163 219H164V218H163ZM169 219H170V218H169ZM177 219H178V218H177ZM189 219H190V218H189ZM192 219H193V218H192ZM227 219H229V218H227ZM245 219H246V218H245ZM31 220H32V219H31ZM41 220H42V219H41ZM49 220L51 221V218H49ZM75 220H74V221H75ZM94 220H95V219H94ZM127 220H128V218H127ZM132 220H133V219H132ZM134 220H135V219H134ZM166 220H167V219H166ZM178 220H179V219H178ZM246 220H247V219H246ZM18 221H19V220H18ZM52 221L55 222L56 220H53V219H52ZM60 221H61V220H60ZM65 221H66V220L63 221V222L65 223V224L63 225L64 227L66 226V222H65ZM86 221H87V220H86ZM125 221H126V220H125ZM130 221H131V220H130ZM142 221H141V222H142ZM161 221H163V220H161ZM167 221H168V220H167ZM172 221H173V222H177V220H176V221H175V220H172ZM172 221H171V222H172ZM196 221H197V220H196ZM196 221H195V223H197ZM217 221H218V223H219V220H217ZM20 222H21V221H20ZM34 222H36V221H34ZM47 222H48V221H47ZM54 222H52V223H54ZM71 222H73V220H71ZM107 222H108V221H107ZM110 222H111V220H110ZM146 222H147V221H146ZM156 222H157V221H156ZM173 222H172V223H173ZM199 222H200V221H199ZM27 223H28V222H27ZM30 223H33V222L31 221ZM42 223H43V221H42ZM44 223H45V222H44ZM69 223H70V222H68L67 224H69ZM82 223H84V222H82ZM96 223H97V222H96ZM121 223H122V222H121ZM126 223H127V222H124V224H126ZM131 223H132V222H131ZM159 223H160V222H159ZM168 223H169V222H167L166 224H168ZM184 223H185V222H184ZM226 223H227V222H226ZM228 223H227V225H228ZM36 224H37V223H36ZM36 224H35V225H36ZM59 224H60V223H59ZM98 224H100V222H99ZM128 224H129V223H128ZM150 224H151V223H150ZM156 224H157V223H156ZM188 224H189V222H188ZM45 225L47 226V228H49V230L47 229V233H49V231H50V227H51L52 225H50L49 223H46ZM49 225H50V227H48ZM60 225H61V224H60ZM83 225H84V224H83ZM110 225H111V223H110ZM126 225H127V224H126ZM154 225H155V224H154ZM164 225H165V224H164ZM173 225H174V224H173ZM224 225H225V221H224ZM227 225H226V226H227ZM67 226H68V225H67ZM112 226H113V225H111L110 227H112ZM118 226H119V225H118ZM137 226H138V222H137ZM143 226H144V225H143ZM160 226H161V225H160ZM174 226H175V225H174ZM209 226H210V225H209ZM212 226H213V225H212ZM216 226H217V225H216ZM238 226H239V227H238ZM9 227H10V226H9ZM40 227H41V226H40ZM58 227H59V226H58ZM135 227H136V226H135ZM140 227H141V226H140ZM140 227L138 226V227H136V228H140ZM158 227H159V226H158ZM214 227H215V226H214ZM232 227H234V226H232ZM4 228H5V230H6V227H4ZM12 228H13V227H12ZM20 228H21V227H20ZM36 228H37V227H36ZM113 228H114V227H113ZM130 228H131V227H130ZM218 228H220V227L218 226ZM14 229H16L17 232L19 231L18 228H14ZM14 229H13V233H14L15 237L13 236V238H12L10 244H12V243H13V242H12L13 239H15L16 236H17L18 234H20L19 232H18V233L16 232V233H17V235H16V233L14 232ZM56 229H57V228H56ZM59 229H60V230H59ZM59 229H57V230H59V232H61V226L59 227ZM123 229H124V228H123ZM179 229H180V227H179ZM188 229H189V228H188ZM260 229H261V228H260ZM0 230H4V229L2 228V229H0ZM21 230H22V228H21ZM42 230H44V229H42ZM42 230H40V232H41ZM51 230H52V229H51ZM57 230H56V231H57ZM63 230H64V229H63ZM77 230H78V229H77ZM99 230H100V229H99ZM159 230H161V228H160ZM229 230H230V229H229ZM7 231H8V230H7ZM45 231H46V227H45ZM45 231H44V233H46ZM95 231H96V230H95ZM122 231H123V230H122ZM128 231H129V230H128ZM199 231L201 232V230H199ZM210 231H211V232H208L207 229H206V232H205V233L202 232V233H203V234H206V233L208 232V234H206V235H207L208 238H209V237L212 238V240H210L211 242H212V241H213V242L215 241V243H217V242L219 241V239H221L220 242L223 240L222 236L219 237V236H220L219 234H218L219 236H217V234H216V227H215V230H211V229H210ZM5 232H6V231H5ZM28 232H29V230H28ZM40 232H39V233H40ZM81 232H84V231H81ZM87 232H88V231H87ZM99 232H100V231H99ZM157 232H158V231H157ZM173 232H174V231H173ZM6 233H7V232H6ZM44 233H43V234H44ZM47 233H46V238L49 237V236H48L49 234L47 235ZM88 233H89V232H88ZM108 233H109V232H108ZM133 233H134V232H133ZM191 233H192V232H191ZM202 233H200V235H201ZM26 234H27V233H26ZM55 234H58V235H59V233H55ZM75 234H76V233H75ZM144 234H145V233H144ZM153 234H154V233H153ZM203 234L201 235V236H202V241L204 240L203 238H205V237L203 236ZM209 234H210V235H209ZM33 235H35V230H34ZM60 235H61V234H60ZM90 235H91V234H90ZM111 235L113 236V234H111ZM111 235H110V236H111ZM186 235H187V234H186ZM188 235H189V234H188ZM211 235H212V236H211ZM214 235H215L216 237H215ZM263 235H264V234H263ZM20 236L23 238L24 235H23V236L20 235ZM35 236H36V235H35ZM149 236H150V235H149ZM190 236H191V235H190ZM190 236H188V237H190ZM225 236H226V235H225ZM11 237H12V236H11ZM24 237H25V236H24ZM72 237H73V235H72ZM156 237H157V236H156ZM214 237H215V238H214ZM223 237H224V236H223ZM255 237H256V238H255ZM258 237H260L261 239L258 238ZM190 238H191V237H190ZM211 238H210V239H211ZM217 238H218V239H217ZM1 239H3V238H1ZM4 239H5V237H4ZM18 239H19V237H18ZM20 239H21V238H20ZM27 239H28V238H27ZM38 239H39V238H38ZM38 239H37V240H38ZM48 239H49V238H48ZM110 239H111V238H110ZM159 239H160V238H159ZM188 239H189V238H188ZM214 239H215V240H214ZM230 239H231V238H230ZM257 239H259V240H257ZM22 240H23V239H22ZM22 240H16V239H15L13 244L17 245V242L20 241L19 243H21V242H23ZM24 240H25V239H24ZM32 240H33V238H32ZM45 240H46V239H45ZM76 240H77V239H76ZM114 240H115V239H114ZM118 240H120V239H118ZM182 240H183V239H182ZM245 240H246V239H245ZM245 240H244V244H245V243L247 244L249 239L246 240V242H245ZM7 241H8V240H7ZM25 241H26V240H25ZM74 241H75V240H73V242H74ZM77 241H78V240H77ZM159 241H160V240H159ZM232 241H233V238H232ZM249 241H250V240H249ZM256 241L253 242L252 246L254 247V246L256 245V247L258 248L257 244L255 243ZM67 242H68V241H67ZM85 242H86V241H85ZM152 242H153V241H152ZM157 242H158V241H157ZM188 242H189V241H188ZM198 242H199V241H197V243H198ZM200 242H201V241H200ZM204 242H205V240L203 241L202 244H204ZM213 242H212V243H209V245L213 244ZM234 242H235V240L232 242V243H233V246L231 245L232 247H234V245H235ZM261 242H258V243H261ZM5 243H6V242H5ZM31 243H32V241L30 242V244H29V243L27 244V242H26L25 244H27L28 247H30V246H33V247H34V245H32ZM36 243H37V244H36ZM36 243H35V248H37L36 246H38V245L40 244V243L38 244V242H36ZM62 243H63V242H62ZM82 243H84V242H82ZM86 243H87V242H86ZM95 243H96V242H95ZM205 243H206V242H205ZM215 243H214V246H213L214 248H215V245L218 244V243H217V244H215ZM249 243H250V242H249ZM263 243H262V246L260 245L261 249H263L262 247H264V246H263V245H264ZM0 244H2V243H0ZM7 244H8V243H7ZM10 244H9V245H10ZM13 244H12V245H13ZM25 244H24V245H25ZM60 244H61V242H60ZM115 244H116V243H115ZM198 244H199V245H198ZM198 244H197V245H198V248H200L201 245H200V243H198ZM207 244H208V243H206V245H202V249L205 250V253H204L205 256L208 255L206 252H207V251L209 252V250L211 251V248H213V247L209 248V246H208ZM244 244H243V245H244ZM246 244H245V245H246ZM12 245H11V246H12ZM15 245H13L12 247L14 248ZM19 245H20V244H19ZM24 245H23V243H22L23 248H24ZM177 245H178V244H177ZM181 245H182V244H181ZM181 245H180V247H181ZM195 245H196V244H195ZM195 245H194V246H195ZM225 245H226V244H225ZM237 245H236L235 247H237ZM258 245H259V244H258ZM1 246H2V245H1ZM17 246H18V245H17ZM17 246H15V247H16V248H14L15 250H17V248L20 247V246H18V247H17ZM39 246H40V245H39ZM39 246H38V247H39ZM199 246H200V247H199ZM220 246L222 247V244H221ZM252 246H251V248H253ZM26 247H27V246H26ZM40 247H41V246H40ZM168 247H169V246H168ZM195 247L197 248V246H195ZM195 247H194V248H195ZM206 247H207V248H206ZM235 247H234V248H235ZM239 247H240V246H239ZM1 248H3V247H1ZM5 248H8L7 245H6ZM23 248H22V249H23ZM82 248H83V247H82ZM107 248H108V247H107ZM107 248H106V249H107ZM163 248H164V247H163ZM205 248H206V249H205ZM208 248H209V249H208ZM216 248H217V250H218V248H219V244L217 245ZM251 248H250V251L252 252L253 249L251 250ZM32 249H33V248H32ZM32 249L30 250V248H29V250H30L31 252H35V251H32ZM88 249H89V248H88ZM91 249H92V248H91ZM111 249H112V247H111V248L109 247L108 250L112 251L113 249H112V250H111ZM140 249H141V248H140ZM148 249H149V248H148ZM172 249H173V248H172ZM207 249H208V250H207ZM241 249H242V246L239 248V250H241ZM255 249H256V248L254 247V250H255ZM259 249H260V248H259ZM259 249H258V250H259ZM4 250H5V249H4ZM27 250H28V249H27ZM77 250H78V249H77ZM79 250H80V249H79ZM84 250H85V249H84ZM103 250H104V249H103ZM103 250H102V251H103ZM159 250H160V249H159ZM173 250H174V249H173ZM197 250H198V252H195V250L192 249V252H194L195 254H196V253H202V252H199V251H200L199 249H197ZM214 250L217 251L216 249H214ZM6 251H7V250H6ZM21 251H22V250H21ZM24 251H26V248H25ZM30 251H28L27 253H31ZM37 251H39V250H37ZM88 251H89V250H88ZM90 251H91V250H90ZM102 251H101V249H100V250H97L98 253H99V252H100V253H103L104 251H103V252H102ZM117 251L119 252V254H120V252H121V254H120L121 257L124 255V254L122 253L123 250H121V251H120V250H117ZM124 251H125V250H124ZM169 251H170V250H169ZM212 251H213V249H212ZM212 251H211V253H212ZM215 251H213V254H212V255H211L210 253H209V255H211V256H215V255H214ZM227 251H229V250H227ZM227 251L225 252L226 255L224 254L225 256H227ZM236 251H238V247H237ZM256 251H257V249H256ZM85 252H86V251H85ZM91 252H92V251H91ZM93 252H94V251H93ZM95 252H96V251H95ZM118 252H117V253H118ZM139 252H140V251H139ZM233 252H235V251H233ZM247 252H248V250H247ZM251 252H248V254H250ZM259 252L262 253L263 250H260ZM14 253H15V252H14ZM16 253H17V251H16ZM23 253H24V252H23ZM36 253H37V252H36ZM55 253H56V252H55ZM83 253H84V251H83ZM87 253H88V252H87ZM161 253H162V252H161ZM261 253L259 254L260 256L263 255L264 252H263L262 254H261ZM19 254H20V253H19ZM71 254H72V253H69L68 258H69V256H70ZM79 254H81V251H80ZM85 254H86V253H85ZM89 254H90V253H89ZM104 254H105V253H104ZM119 254H118V255H119ZM134 254H135V253H134ZM155 254H156V253H155ZM195 254L192 253V255H193L194 258L197 257V258H195V260H194V258H192V256H191V258H192V260H191V261H192V264H199L198 262H196V261H198V255H195ZM204 254H203V253H202L201 255L199 254V256H201V257H200L201 259L205 257ZM248 254H247V255H248ZM251 254H254V253L252 252ZM251 254H250L249 256H253V255H251ZM7 255L9 256V257L6 256L7 259H8V258H10V255H12V254L9 255V252H8ZM29 255H30V254H29ZM31 255H32V253H31ZM136 255H137V254H136ZM194 255H195V256H194ZM209 255L207 256L208 259L206 258L207 261H209L211 258H213V257H211V256H209ZM2 256H5V255L3 254ZM15 256H16V254L14 255V257H13V256L11 257L12 259L10 258L11 264H13V263H12V262L14 261L13 258L16 259V258H18L20 255L18 256V254H17V257H15ZM22 256H24V255H22ZM26 256H27V255H26ZM33 256H34V255H32V259L34 258ZM71 256L77 258V260H78V257L73 256V254H72ZM77 256H79V258H81L82 255H81V256H80V255H77ZM93 256H94V255H93ZM103 256H104V255H103ZM110 256H111V254H110ZM114 256L116 257L117 254L114 255ZM152 256H153V255H152ZM156 256H158V255L156 254ZM161 256H162V257H160V258H161V261H163L162 259H164L163 256H165V255H161ZM225 256H224V257H225ZM6 257H5V258H6ZM30 257H31V256H30ZM86 257H87V255H86ZM88 257H90V256H88ZM111 257H112V256H111ZM209 257H210V258H209ZM257 257H258V255H257ZM23 258H24V257H23ZM42 258H43V257H42ZM84 258H85V257H84ZM91 258H93V257H91ZM94 258H95V257H94ZM138 258H140V259H138V261H137V260L135 261L136 264H139V260H142V261H141V262H142L141 264H144V263H145V264H150V262H152V260H151L152 257L149 258L150 261H147L148 259H147V260L144 259L145 261H143V258H141V256H139ZM155 258H157V257H155ZM182 258L185 259V255H184V257H182ZM225 258H226V257H225ZM251 258H253V257H251ZM255 258H256V257H255ZM3 259H4V258H3ZM20 259H21V258L19 257V259H18L19 261H22V260H23V259H21V260H20ZM26 259H27V258H26ZM87 259H88V258H87ZM87 259H83V258H81L80 260H82V261H79V260H78V262H79V264H80L81 262H83V263H81V264H86V263H88ZM107 259H109V258L107 257ZM111 259H112V258H111ZM158 259H159V256H158ZM158 259H156V260L158 261V264H160V260H158ZM186 259H188V258H186ZM245 259L248 261V263H247V261L245 262V261L243 260L244 264H252V263H253L252 261L254 260V259H252V261H251V260L249 259V257H248V258H245ZM12 260H13V261H12ZM28 260L31 261V259H29V257H28ZM46 260H47V259H46ZM64 260H65V262L63 261L64 264H67L68 262L66 261V258H65ZM73 260H75V259L73 258ZM114 260H115V259H114ZM156 260H155V262H156V264H157V261H156ZM211 260H212V259H211ZM255 260H258V258H256ZM255 260H254V261H255ZM10 261H9V264H10ZM15 261H16V260H15ZM25 261H26V260H25ZM25 261H23V263H25ZM30 261H29V262H30ZM89 261H90V259H89ZM94 261H95V260H94ZM107 261H108V260H107ZM117 261L120 262L119 260H117ZM182 261H183V259H182ZM185 261L187 262V260H184L183 262H185ZM250 261H251V262H250ZM5 262H6V260H5ZM7 262H8V261H7ZM49 262H50V261H49ZM75 262L78 263L76 260H75ZM92 262H93V261H92ZM108 262H109V261H108ZM108 262H107L106 264H108ZM147 262H149V263H147ZM155 262H154V263H155ZM186 262H185V263H186ZM193 262H194V263H193ZM243 262H242V263H243ZM1 263H3V262H1ZM1 263H0V264H1ZM44 263H45V262H44ZM71 263H72V262H71ZM89 263H90V262H89ZM154 263H153V264H154ZM168 263H169V262H168ZM168 263H167V264H168ZM172 263H173V262H172ZM240 263H241V262H240ZM255 263H256V261H255ZM21 264H22V262H21ZM25 264H27V263H25ZM53 264H54V263H53ZM60 264H61V263H60ZM69 264H70V262H69ZM90 264H91V263H90ZM102 264H103V263H102ZM132 264H134V263H132ZM164 264H166V262H164ZM225 264H226V262H225Z\"/></svg>", "mask_w": 264, "mask_h": 264}]
</instances>
